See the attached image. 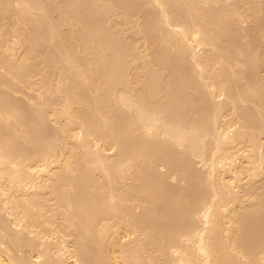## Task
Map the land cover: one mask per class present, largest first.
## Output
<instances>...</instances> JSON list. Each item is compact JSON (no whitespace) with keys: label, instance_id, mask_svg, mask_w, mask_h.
<instances>
[{"label":"rangeland","instance_id":"374dc122","mask_svg":"<svg viewBox=\"0 0 264 264\" xmlns=\"http://www.w3.org/2000/svg\"><path fill=\"white\" fill-rule=\"evenodd\" d=\"M52 1L54 3H52L51 0H42V1L41 0H27V2L32 7L31 11H33V13H34L33 15H35V18L37 19V21H36V19H34L32 17V15H31V17H29L28 14L32 13L30 11V9H28V10L31 13L27 12L28 16L25 15L26 13H24V14L20 13V11H19L20 7L21 6L22 7L25 6L23 1L18 0L16 2V0H6V1L5 0H0V15L2 14L1 17H0V29H1L0 33L1 34L2 33L3 34H7V36L5 35L6 37L3 36V38L0 39V40H2V41L4 40V42L6 41L5 44H3L5 46H3V45L2 46L4 48L7 47L6 48L7 51H6V49H5V51L8 52V53L9 52L11 53V54L10 53L9 54L8 53H6V54L4 53V55H2L1 52L4 50L2 48L3 50L1 49L2 51L0 52V61H4V62L7 61V63H8L7 66L8 67L11 65L13 68L18 69V70L21 67V69L19 71H22V73L24 71V73H23L24 76L25 75H29L28 71H29V73H31V70H28V71L26 70V69H29L30 66H31L32 70L34 71V74L38 73L37 75H34L33 71H32V74L34 75L33 77H32V74L29 75L30 77H26L25 76L27 78V82L25 84L28 83V80H29V82L31 80V84L29 86L27 85L25 87L21 86L22 84L20 85V83L19 84L18 83H14L15 84V86H14L12 84V82H10L8 80V78L3 75V74H5L4 73L5 70L3 71V73H1L2 76L0 75V81L8 80L9 83H10L9 85L12 84L14 86V87L10 86V88L13 87V90H16L17 91L16 94H18V95H16V94H12L11 93L12 95L11 94H9L10 96L8 95L9 99L8 98H4L6 102L9 100L10 103H6L5 101L3 102L2 100H0L1 103L3 102V104H1V106H0V110H1L0 111V116H1V119H0V139H1V141L4 140V142L6 140L8 142L7 144H10L11 147H12V148L9 147V148L12 149V152L10 150H8V151L6 150V152H8L7 154L12 156L10 158L12 160H9V157H8L9 161L2 162V163L0 162V168H1V166H3V168H1V169H4L3 172L5 173L4 174L0 170V176L3 173L2 176L5 175L6 179H7V177H10V176H8L9 173L11 175L12 174L11 172L15 170L16 172L13 173L14 175L16 174V176H17V174L20 172V174H18V177H21V178L24 177V179L26 180L29 177L27 175L28 171H25V169L27 168L26 164H28L30 162H33V161H34V163H37L36 161L38 159L42 160V158L44 156H45L44 157L45 158L44 161H46V158L48 157L46 162L50 161L49 159H51V160L55 159L57 157V155L60 154L59 152H61V149L64 147V144L68 143L70 141L69 144L71 143V145H68V146H71V149H74V151H75L74 154H76L75 155L76 157L73 156V155L72 156H73L74 160L76 159V161H75V163L77 162L76 165H75L76 168L78 167L77 169H75V171H76V174L74 172L75 176L73 175L75 179L74 178L72 179V180H76V181H73V183H74L73 187L76 188V189H74V192H73L74 193L73 196H75V197H73V196H70V197L73 199L72 200L73 203H77V201H80V204L81 203L84 204L85 201L87 202L84 205L85 207L82 206L83 204H81V206H80L81 207L80 209H82L81 213H83L85 208H86L85 211L88 208H89L88 210H90V208H92L91 205L94 203L95 206H94V204L92 206L96 207V209L93 208L92 211H94V212H96L98 210L102 211V213L98 212L99 215H97V218H96V220L98 221L97 223L99 224V225L97 224L98 226L96 225L97 227H95L97 229V231L99 229L103 228L102 227L103 225H105V226L107 225V227L111 226L112 230L115 231V232L113 231L114 232L113 234L115 235V236L113 235V237H114L115 242L117 244L115 246V249L117 250V252H119L121 250V247H123V248L126 247V250H128L130 254H132L133 256L137 257V259H139V260L136 259L137 262H135V263L139 262L138 264H162V263L163 264H165V263L169 264V262H170V264H177V260H178V256L180 254V249L181 248L178 249L175 246H169L168 244L171 245V244L176 243L174 240H176L177 235L181 232L180 229H184V227H185L184 223L185 222L189 223V225H191V223H194V221H195V224L199 225V226L196 225L198 228L205 227L204 223H202V222H204V220H203L202 217H200V216H202L201 215L202 214V208L207 206L203 202L207 201L208 197H211L210 196L211 193L216 191L217 190L216 188H219L218 189L219 192L222 190L221 193L223 191H225L226 189H227L226 192L228 191V189H229V191H230V189L231 190H233V189L235 190L236 189V187L234 186L235 181H234V176H233L236 173V172L234 173L235 168H237L238 166L242 167V165H243V167L245 166L244 168H247L246 166H248L249 169L247 168L248 171L245 172L246 176L244 177V179L247 182V185H248V183H251L253 181L254 184H256V186L259 185V188H258L259 192H262V190L264 189V187H263V184H264V158H262V157H264V133H261V134L259 133L260 134L259 135L258 132L260 130L251 129V127L250 128L249 127H244L243 124H242L243 123L242 118L236 117L237 114H235V111L233 113L232 112L233 110L230 111V109H229L230 108V104H228L230 99H232L233 97L236 96V94H235V92L233 90H236V87H238L237 86L238 83H240L239 84L240 86L242 85L241 86L242 88H240V92L243 93L246 97L249 96V93H250L251 96H253L254 93L256 94L255 86H257L256 90L258 89L257 93L261 92L260 94H262V90H264V68H263L264 67V59H263L264 58V38L261 37V34L258 33V31H257V34L259 36L257 35L256 38H254V39H256V41L254 40V42L257 44V41H258L257 45H258L259 51H261V53L258 51L260 55L258 54L259 56L256 59H254V60L253 59L251 60L249 58L247 59V57H245L244 54H242V56H244L243 58H242V56H240V58L246 59L245 61L243 60L244 65L245 64L253 65V67H252L253 69H254V66L257 65L258 62H259V65H258L259 68L254 69L255 71L251 70L252 73H250V74L252 76H255V77H252V79L253 78L254 79H253V83L251 84V88H253V89L248 90V85L247 86L244 85L243 77H242V80H241L240 75H235L234 76L233 74H231L232 73V71H231L232 68L230 69L229 67L225 66V63L222 62V61H224V60H222V58L223 59L226 58L225 47L223 48V41L222 40H224L223 33L225 32V29H224V26L226 24L225 18L228 17L226 15L224 16V14H223L224 11L223 10H224V8H226L228 6L227 4H231V3L235 4V2H238L239 0L238 1L237 0H234V1H232V0H215V1L214 0L213 1L212 0H206L205 1L204 0L205 3H203L204 1H202V0H201L202 2L201 1L198 2L199 0H164L163 3H162L163 6L165 5L164 7L162 5L158 6L157 4H155V5L158 6V7H156L154 5L153 1H151V3H149L150 0H68V1L67 0H52ZM63 1H64V3H67V4L65 5L63 3ZM1 2H3V3H1ZM42 2H43V4H41ZM60 2H61V4H60ZM12 3L16 4L17 6L16 5L14 6ZM20 3L23 4V5L19 6ZM44 3L47 6H45ZM49 3H50V5L48 6ZM151 4H153V6H155V8ZM42 5L45 7L44 10L42 8H40ZM194 5H195V7H194ZM257 5L260 6L261 4L259 3ZM60 6H61V8L62 7L63 8L61 9ZM233 6H235V5H233ZM9 7L11 8L12 11L14 10L13 12H14V14L16 16L14 14H12L13 12H11V10H9L10 9ZM38 7L40 8V9H38V10H40V12L37 10ZM193 7L195 9H193ZM263 7H264V5H263ZM158 8L160 9V11H159ZM161 8L162 9L166 8V10H168L170 16H172L170 18L171 21L169 20L170 23L173 21L171 23V26L167 25V23L165 24L164 20H163L164 24H161L162 22L159 23V20H157V19H159L158 13H161ZM233 8H235V7H233ZM233 8L231 7L232 10H233ZM23 9H25V7H23ZM33 9H35V12H34ZM169 9L171 11H173L172 12L173 14L171 13V11ZM157 10H158V12H157ZM124 12H125V14H124ZM199 12H201V13L203 12L202 14L204 16L202 14L198 15ZM19 13L22 15V17H21L22 19L19 18L20 21L18 20V17L21 16ZM36 13H38V14H36ZM62 14H64V15H62ZM65 14L68 16L67 19H65V17H66ZM259 14H255L254 16H252L253 17L252 22L254 21L253 23L250 22V23L246 24V21H244L245 22V24H244V22L243 23L241 22L242 23L241 26L244 27L245 29L244 28H240V30H238V28H237V27L240 26V24L239 23L238 24L235 23L236 20H233L232 18H230L231 22H233V24H232L233 27L234 26L236 27L235 30H234L235 27L234 28H232V27L230 28V29L234 30V31L231 30V33L233 32L232 33L233 36L231 35L232 38L229 40L231 42V43L229 42L231 47L234 48V44L236 43V42L234 43V41H237L239 37L241 39V40L239 39L241 44H243L242 40L245 41V38L243 37V35H240V33L244 34V33H242L241 30H244L243 32H245V30L248 28V32H249L251 25L258 26L257 30H259L258 29L259 27L260 28L264 27V19H263L264 12L261 11ZM160 15L163 17L162 13ZM200 15L203 16V19H201L202 16H200ZM24 16L29 17V18H27L28 21H26V19H25L26 17L23 18ZM138 16H140V17H138ZM232 16L229 15V17H232ZM147 17H148V19H147ZM31 18L34 19V21L36 23V26H35V23L33 22V20L32 21L29 20ZM118 18H120V19H118ZM188 18H190V19H188ZM237 18L238 17H236V19ZM258 19L261 20V22ZM64 20H66V21H64ZM227 20H228V18H227ZM23 21H24V23L27 22L28 25H26V24H24V26H22V24L19 25V23H23ZM67 21H70L69 22L70 25H69V23ZM76 21L77 22L80 21L82 24L80 22L77 23V25L75 23H73V22H76ZM160 21H162L161 18H160ZM237 21H238V19H237ZM13 22H14V24H13ZM38 22H39V24L42 23V25L41 24L40 25L43 26L42 28H44V29H42V30L43 31L45 30V32H42V30H40L41 26H38L39 25ZM176 22H177V24H180V25L182 24V26L184 25L183 27L186 28V31L189 29L187 32L190 31L189 34H191V33L194 34L192 36L195 37V38H192V36L191 37L189 36L192 39L187 40V38L185 37L186 40H187V41H185L184 36L181 37L182 35H180L178 33V31H177L178 28L177 27L175 28L176 25H174V23H176ZM9 23H12L14 28H13L12 24L10 25ZM30 23H31V25L33 27L32 29H31ZM254 23H255V25H254ZM262 23H263V25H262ZM15 24H16L17 27L15 26ZM78 24L85 25V26L82 27L81 25H78ZM25 25H26V27H25ZM75 25L77 27H79L81 30H78L79 28H77ZM232 25L230 24V26H232ZM245 26H247V28ZM34 27H35V31H33ZM36 27H38L39 30ZM71 27H73V28H71ZM17 28H19V30L17 32L18 33V37H17V34L15 33ZM53 28H54V30H53ZM74 28H77V30L80 32V33L78 32V35L80 37L83 36V37H81L82 43H83V41L84 42L86 41L90 45V50H89V48L87 49L89 51L86 50V52H88V53L85 54V53L81 52L80 50L77 52V50L79 48L74 46V44H73V43H75L74 39L73 40L71 39L73 41V43L71 42V40L70 41H66L67 38L69 40L72 37L73 32H72V35H70L71 34L70 31H72V29H74ZM174 28H175V30H174ZM251 28H254V27H251ZM3 29H4L5 32L3 31ZM14 29H15V32H13ZM170 29H172V30H170ZM144 30H145V32L147 30V32L145 33ZM197 30H199V31H197ZM30 31H33V32L30 33ZM169 31H172V32H169ZM174 31H175V33H174ZM237 31H241V32H237ZM37 32H41V33H37ZM213 32H214V34H213ZM64 33L67 36L66 35H62V37H61V34H64ZM237 33L239 35H237ZM22 34H23V36H21ZM52 34H53V37H52L53 39L51 38ZM30 35H31V37H30ZM43 35H44V37L45 36L46 37L42 39ZM55 35L57 36V39L54 38ZM143 35H144V38H143ZM1 36H0V38H1ZM19 36H21V38H23L25 40L20 39ZM69 36H71V37H69ZM233 37L237 38V39H233ZM18 38H19V42L21 44H23V42H24V45H26L25 47L23 45L24 48L18 42ZM26 38H27V40H26ZM30 38H32L31 39L32 41H30ZM60 38H61V40H60ZM216 39H218V42L220 44L218 42H216L217 41ZM57 40H60L61 43L62 42L64 43V41H65V44L67 46H69L68 50L71 49L70 48L71 45L76 48L75 51H74V48L71 49L72 51H70V50L68 51L70 53V57H73V55L71 56V54H74V58H78L79 59V61H80L79 64L81 66L80 68H81V70H84V71H81V72H83L85 76L87 75L86 77L88 79L87 78L86 79L89 81V83H90V80L92 81L93 78L95 77L93 81H94V84H96L97 89L96 88L92 89V87L90 89V86H94V87H96V86L95 85H90L88 87L89 83H88V85H85L87 87H85L82 82H79V83L81 84V86H84V87H81L80 85H77L75 83L76 82L75 80L77 79L76 78L77 74H74L75 70L74 69H70L72 67H70L68 64H66L68 62L63 63V61L61 60L64 57L66 52L65 51L61 52V50L58 48L60 46L59 45L60 41H57ZM239 40L237 42H239ZM2 41H0V43ZM31 42H33V43L30 44ZM56 42H57V44H56ZM142 42H145V44H143ZM211 42H212V46L209 45ZM52 43H54V44H52ZM82 43L80 42L79 44H82ZM91 43L94 46H92ZM213 44H215V45H213ZM28 45L32 46L31 48L28 47V49L30 48L31 50L32 49L33 50L32 51L29 50L30 53L29 52L23 53L24 50H27L26 48H27ZM144 45H146V46H144ZM230 45L228 46L229 49H230ZM2 46L0 45V48ZM56 46H58V47H56ZM224 46H225V44H224ZM9 48H10V50H9ZM146 48L149 49L150 51H148ZM248 48H250V47H248ZM219 49H220L221 53L218 52ZM247 49H246V56L249 55V57H250V53H247V52H249L248 51L249 49L248 50ZM38 50H40L43 53H41ZM144 51H145V53H144ZM80 52L83 53V54H79ZM21 53H22V55H24V54L27 55L29 53V56H26V58L30 57L29 58L30 62L28 61L29 59L28 60L24 59L25 56H22ZM31 53H32V55H31ZM216 53H217V55H216ZM262 53H263V55H262ZM66 54L69 57V54L68 53H66ZM1 55H2V57H1ZM9 55L10 56L12 55L11 58L14 57V61H13V59L10 60V56ZM38 55H39V57H40V55H42L44 57L41 56L40 58H38ZM230 55H231L230 58H232V56L234 54L231 53ZM32 56L34 57V59L36 58L35 62L33 60H31V58H33ZM88 56L90 58L92 57L93 60L95 58L97 59L96 61H98V66H96L97 69L94 68V69H96V72H95V70H92L93 67H94L93 63H94L95 60L92 62V60H89L90 58ZM214 56H215V58H214ZM261 58H262L261 61L260 60L257 61V59H261ZM22 59H24L25 63L26 62L27 63L25 64L24 60H22ZM37 59H39V61ZM101 59H104V60H101ZM43 60L44 61L46 60V62H49V61L52 60L51 62H49L50 66L53 64L51 69H50V66H48L49 63H45L44 62L45 66L43 67ZM198 60H200V61H198ZM219 60H220V62H219ZM19 61H20V63H19ZM89 61H91L90 63H92L91 64L92 68H91V66L88 65ZM104 61H106V62H104ZM206 61H207V63H206ZM246 61H248V62L246 63ZM4 62H3V64H5ZM196 62H198V63H196ZM199 62H201V63H199ZM30 63H32L33 66L30 65ZM203 63L207 64V65H204ZM0 64L2 65V62ZM6 64H5V66H6ZM17 64L19 65V67H18ZM63 64H65V65H63ZM83 64L85 66H83ZM1 65H0V67L2 68L4 65L3 66H1ZM26 65H30V66L26 67ZM201 65L207 66V68L209 70V73H208V71H207V73H204L203 71H201V73H203V74H201V76L205 74V77L207 75H211L213 77V75H214L213 79L216 77L214 79L216 81V83L219 81L217 84H220L221 82H224V81H225V83H228L229 82L228 80H230L229 83H230L231 87L230 86L229 87H230L231 91L230 90H229L230 92L227 91L228 92L227 96L229 94L231 96V98L228 99V98L223 97V96L222 97L219 96V98H218L215 95V92L212 90V87H209V85L206 83L208 81L207 80L208 78L206 77V79H205V77H203V76L201 77L200 76V70L202 69ZM22 67H23V69H25L27 71L26 74H25V70H23ZM46 67H47V69H46ZM48 67H49V69H48ZM87 67L90 68V70ZM243 67H244L243 71H245V68L248 71L247 67H245V66H243ZM1 68H0V70H1ZM207 68H206V70H207ZM3 69L4 68H2V70ZM52 69H54V70H52ZM72 70H73V74L74 75L72 74ZM97 70L99 71V73H98ZM40 71H41V74H40ZM53 71H54V73H53ZM57 71H58V73H57ZM89 71H91V73H89ZM104 71H105V73H104ZM106 71H107V73H106ZM211 71H212V73H211ZM213 71H215V73H213ZM219 71H220V74L218 75ZM224 71H225V73L227 71V73L225 74ZM247 71H245L244 75L248 74ZM256 71H257V75H254V74H256ZM42 73H43V75H42ZM198 73H199V75H198ZM39 74H40V76H39ZM45 74L47 75L46 78H45V76H46ZM58 75H60L61 77H58ZM71 75H73V77ZM229 75H230V79H229ZM74 76H75V78H74ZM260 77L262 79H260ZM34 78H36V79H34ZM202 78H204L205 80L202 79ZM98 79H100V80H98ZM108 79H110V80H108ZM231 79H232V81H231ZM23 80H24V77H23ZM49 80L52 81V82L54 81V82L53 83L49 82ZM96 80H98V81H96ZM235 80H236V82H235ZM44 81H46V83H44ZM58 81H60V82H58ZM67 81H69V82H67ZM99 81H101V82L98 83ZM203 81L204 82L206 81L205 82L206 86H204L205 83H203ZM55 82H56V84H55L56 86L52 85ZM58 83H60V84H58ZM103 83H104V85H103ZM45 84H47V87H46ZM68 84H69V87L67 86ZM254 84H256V85H254ZM44 85H45V88H44ZM59 85L60 86L63 85L62 87L64 88V90ZM207 85H208V87H207ZM65 86L67 88H69L71 90V92ZM78 86H80L81 88L78 87ZM243 86H244V89H243ZM56 87H60V88H58V91H57ZM135 87H137V89ZM87 88L90 89L91 92H93L94 89H96L97 93L96 94L94 92H93L94 94L90 93V91ZM231 88H233V89H231ZM59 89H60V91H59ZM259 90H260V92H258ZM72 91H76L77 93L76 92L74 93ZM119 91H122V92H119ZM211 91H212L213 95H211L212 94ZM232 91L234 92V94H232L233 93ZM4 92L5 91H2L0 93L4 94ZM8 92L9 91H7V93ZM67 93H69V94H67ZM71 93H73L75 96L76 95H78V96L79 95H81V96L83 95L84 97L82 96L83 97L82 98L81 96H79V97L76 96L75 97L77 99L76 100L74 98V95H72ZM263 95H264V92H263ZM69 96H72L73 98L69 97ZM129 96H130V98L133 97V99L132 98L130 99ZM78 98H79V100H78ZM81 98L84 101H82ZM125 98H126V100H125ZM235 98H233V99H235ZM226 99H228V100H226ZM73 100H76V102H74ZM120 100H122V101L120 102ZM141 100H142V102H141ZM221 100L223 101V103H222ZM35 101H37V104H38L37 106H35L36 105ZM78 101H81V104L79 103L80 105H74V104H77ZM224 101H225V103H224ZM29 102L33 106L30 105ZM42 102L45 105H42ZM71 102L74 103L73 104L74 106L72 105ZM93 102H94V104H93ZM123 102H126V103H123ZM195 102H196V104H195ZM82 103H83V105H82ZM8 104L15 105V107H17V108L14 107V109L20 108V112H22V113H20V115H19L18 114V110L16 111L17 115H19L18 116L19 118H17V120L11 118L10 115H7L8 111L4 110L3 111L4 113L2 112V110L5 109V108H7L8 110L10 108H13V107H11L13 105L10 106ZM48 104H49V106H48ZM63 104L67 105V107L65 108L66 110L64 109V111L62 110L64 108ZM97 104H98V106H97ZM216 104H217L218 107L216 106ZM225 104H228V105H225ZM59 105L60 106L63 105L62 106L63 108L60 109L61 111H59V108H60ZM71 105L73 106V108H72ZM219 105L220 106L222 105L221 109L219 108L220 107ZM38 106H39V108H41L40 110L37 108ZM75 106L77 107V109L80 108L81 106L83 108H82V110H81V108L79 110H77ZM126 106H128V107H126ZM215 106H216V108H215ZM227 106L229 108H227ZM67 108H68V110L70 109L69 112H67L68 116L66 114V111H68ZM135 108H136V110H135ZM51 109H52V111L54 113L55 112L56 113L52 114L51 113ZM241 109H243V111H244V108H241ZM84 110H85V112H84ZM227 110H229V111H227ZM78 111L81 112V113H78V115L84 114L83 117L81 116L83 121L86 118L87 119L89 118L88 120L87 119L86 120L88 121V123L90 121V123L88 125L85 123V125H86L85 127L86 128L88 127L89 129L95 131L94 132L95 135H93V137L99 135L100 137L104 138V136H102V134L103 135L106 134V139H108V138L110 139L111 138V140H110L111 141L110 142L111 145L108 146V144H107L108 141H107V143H104V144H107V145H100V144H103L101 142L102 141L101 139H99L100 142L98 143V141L97 142L94 141L95 140L94 138H93L94 140L91 138L92 135H91V137H89L90 135L88 136L87 133L84 135V133L86 132V130H85L86 128L83 127L84 129H81L83 124L81 123L82 120L79 119L80 117L79 116L77 117V112ZM130 111H132V112H130ZM88 112H89V114H88ZM69 113H70V116H69ZM56 114H57L58 117H56ZM74 114H75L76 117L73 116ZM63 115H66V119H65V117H63ZM7 116H9L11 119H13L11 121L12 123L10 122V119L8 121ZM215 116H216V119H215ZM61 117H63V118H61ZM18 119H20L21 121L20 120L19 121L23 122V124L26 127L23 126V124H21L22 125L21 126L19 123L18 124L20 126L17 125L16 122H19ZM231 119H232L233 122H231ZM3 120L6 121V122H4ZM66 120H69L70 123H69V121H66ZM71 120L74 121L73 123H75V125L77 124L76 127H74L75 125H73ZM251 120L255 124L257 123V121L254 119V117H252L249 121L251 122ZM253 120H255V121H253ZM64 121L66 123H64ZM152 121H154L155 123H152ZM59 122H60L61 125L59 124ZM63 123H64V125H63ZM67 123H69V124L67 125ZM148 123L149 124L150 123L154 124L155 127H150L149 129H148V127L146 128V126L149 125ZM235 123H236V125H234ZM90 124H91V128H90ZM143 124H146V126L143 127ZM28 125L29 126L31 125V127H32V128L28 127V129L30 131L27 129ZM59 125L62 126V127H60ZM69 125H70V127H68ZM78 125H79V127H78ZM13 126H14V128H12ZM15 126H17V127H15ZM156 126L157 127H161V129L157 128ZM178 126H179V128H178ZM197 126H199V128H197ZM218 126H220V127H218ZM58 127L62 128V130L60 131ZM180 127H183L182 129H185V130H183V134H182V131H179V130H182ZM193 127H194V130L192 129ZM195 127L197 128V130H196ZM224 127L227 130L226 133H228V136L230 138L233 137V140H232V138L230 139L228 137V139L227 138L225 139L226 141L228 140L227 142H225L224 139L219 141L220 140L219 136L214 134V133H218V130L221 129V128H224ZM229 127H230V129H229ZM261 127H260V125H258V128H261ZM17 128H19L21 130L20 133H19V129L17 131ZM70 128H72V130H69ZM155 128L156 129H160L161 132H162V129H164V134H163V132L161 134L160 130L158 132H157V130L155 131ZM12 129H14V130H12ZM22 129H25V130H22ZM26 129L31 134H32V131H33L32 138H31V136H29L31 134ZM78 129H80V130H78ZM150 129H151V132H150ZM189 129L193 130L195 133H192L193 131L191 132ZM200 129H202V130H200ZM214 129H217V130H215V132H214ZM228 129L230 130V133L228 132L229 131ZM245 129L246 130L248 129V130L246 131ZM65 130H68V131H65ZM74 130H75V132H73ZM96 130H97V133H96ZM177 130H178V132H177ZM261 130H264V128H262ZM23 131H26V132H23ZM184 131H185V133H184ZM186 131H187V133H186ZM21 132H22V134H21ZM168 132H169V134L174 135V138L172 136H169ZM25 133H26V135H25ZM176 133L178 135L179 134L180 135L181 134L182 135H184V134L186 135L187 134L188 136H185V138H184L187 142L184 141V143H181V140L179 141L178 139L177 140L179 142H177L175 138L178 135ZM206 133H208V134H206ZM27 134H29V135H27ZM175 134H176V136H175ZM190 134H191V137H190ZM195 134L197 136H195ZM256 134L258 135L257 138H255L257 136ZM64 135H65L66 142L63 139ZM107 135H109L108 138H107ZM198 135H199L200 139L199 138L196 139L198 137ZM205 135H207V136H205ZM26 136H28V138ZM81 136H82V138H81ZM84 136H86L87 138H85ZM99 136H97V137H99ZM111 136H113L114 139ZM216 136H218V137L215 138ZM29 137H30V142H28L29 141ZM170 137H172V138H170ZM186 137H187V139H186ZM192 137H194V138H192ZM249 137H250V139H249ZM204 138H206L208 140H206ZM243 138H245L247 141L245 142V140ZM31 139H32V141H31ZM184 139H182V140H184ZM87 140H89V141H87ZM114 140H115V142H114ZM191 140H193V142L195 140L196 143H192ZM198 140H200V142L202 144L200 142H199L200 143L199 144ZM203 140H204V142H203ZM258 140H260V141L257 142ZM215 141H217V142H215ZM63 142H65V143H63ZM89 142H90L91 145L89 144ZM212 142H214V143H212ZM82 143H83V145H82ZM188 143L190 144V146L193 145L194 147L193 146L190 147ZM2 144H3V141H2ZM2 144H0V145L3 146L4 144L3 145ZM222 144H223V147H222ZM262 144H263V146H262ZM197 145H198V147H197ZM1 146H0V148H1ZM7 146H6V149L8 148ZM105 146L107 147L106 149H104ZM254 146L257 149H255ZM102 147H104V148H102ZM228 147H231V148L229 149ZM233 147H234V150L232 149ZM87 148H89L88 149L89 151L87 150ZM94 148H95V151H96L95 153L96 154L93 153V155H95L96 157L98 155L97 158L99 159V162L101 161L103 164H100L101 162L98 163L97 162L98 161L97 158L95 159V156H92L91 152H93ZM226 148H227V150H226ZM194 150H197V151L194 152ZM230 150H231V152H230ZM83 151H84V153H82ZM41 152H43V157L40 156ZM44 152L46 153V155H44L45 154ZM224 152L228 153V155H231V153L233 154V156L230 158L233 163L231 161H229V160H228L229 162L227 161L228 163L225 162L226 159L224 160L223 157L226 156V153H225V156H224ZM229 152H230V154H229ZM0 153H1V149H0ZM54 154L55 155L57 154L55 158H53V156H55ZM234 154L237 155V156H235ZM245 154H246V156L247 155L250 156L251 159L250 158L247 159L245 157ZM249 154H251V155H249ZM240 156H241V158H240ZM81 157H83V158H81ZM215 157L217 159L219 158V160L218 161H214ZM237 157H239V158H237ZM32 158H34L33 161H31ZM91 158H93V159H91ZM145 158H147L149 160H147ZM221 158H223V160L225 162V163L224 162L223 163L226 164V165H224L225 167L223 169H222L223 163H220L221 162L220 161ZM14 160H15V164L17 163L16 165L20 164L21 166H23V168L21 166H19V168H17L18 166L15 167L16 165L12 164V162ZM39 160H38V163L40 162ZM82 160H83V162H81ZM144 160H145V162H143ZM10 161H11V164H10ZM86 161L88 163H86ZM89 161L93 165L94 169L92 168V165L89 166L90 165ZM213 161L215 162L216 165L211 164ZM95 162H97L100 166L102 165V167L103 166L106 167V168L103 167L105 169L102 168L103 169L102 170L103 174L101 172V167L99 169L98 164L95 163ZM160 163H162V164H160ZM230 163H232V164H230ZM220 164L222 165V167L220 166ZM12 165L13 166L15 165V166L12 167ZM55 167L53 166V168H52V166H51V168L53 170L52 169H49V170L50 171L52 170V172H54L55 174L56 173L60 174L61 177L63 178L65 176L64 172L61 169L59 170V167L58 168L56 167L58 170ZM54 168L56 170H54ZM21 169H22V171H21ZM256 169H257V171H256ZM98 170H100V171L98 172ZM105 170H107V171H105ZM172 170H174V173H173ZM6 171L8 172V174H7ZM50 171H48V172H50ZM23 172L25 174H23ZM166 172H168V173H166ZM44 173H45V175H44ZM99 173L101 175H99ZM110 173H111V175L113 177L109 175ZM232 173H233V175H232ZM255 173H257V175ZM28 174H29V172H28ZM48 174H46V172L41 173L40 176L38 177V179H36L37 184L41 182V183H44V184L47 183L46 184L47 186H49V185L51 186V185H53V182H54V186L56 188L54 186H52L55 189L54 190H53V188L49 189V187H50L49 186V187H47V190H49L51 192L55 191L54 192L55 194L53 193V195L56 197V194H57L58 195L57 198H59L60 191H59V186L58 185H59V183L61 181L65 182V181L68 180L67 177H66L67 175L64 177V179H62V178L60 179L59 178L60 175H57V178L54 177L53 180H52L53 177H51L50 178V180H52V182H51V181H49V178L47 177V176H49ZM63 174H64V176H63ZM247 174H248V176H247ZM250 174H252L251 177H250ZM14 175H11V177L14 176ZM2 176L0 177L1 178L0 179L1 180L0 184L1 185L3 184L1 186V188L3 189L5 187V189H4L5 191L7 190L8 193L10 192L11 195H14V196H12V198L14 197L13 199L16 200V202H17L16 205L18 206V203H19V205H21V206H18V208L22 207V205L24 204V202H22L23 201L22 198H24V196H20V195H25V198L28 196L26 198L27 200H28V198L32 199L31 201L33 202V205L35 207H37L39 205L40 201L42 202L44 200V198H46L45 201L47 200L50 203L49 204L47 201H46L47 203L46 202H42V203H44V206L46 205L45 208L48 207L49 205H50L49 207H51V206L53 207V205L56 207L58 204L61 205L62 201L65 202L64 199H57L56 198V200H55V197L52 195L51 192L50 193H51V195H52V197L54 199L51 198V200H50V198L48 197V196L51 197V195H49L50 193H48V195L46 194V196H44L45 195L44 193L47 192V190H46V192L43 193V191H45L44 190L45 188L43 190H41L42 191L41 194H43L42 195L43 197L40 194L38 196L37 190L35 191L36 188L34 189V188H30L29 187L27 189L25 188V190L24 189H20L19 190V187L17 189V187L13 186V185H15L14 184L15 181L12 184L13 180H12L11 177L7 179V181L9 182L8 183L7 181L5 182L6 179H3ZM104 176L107 178V180H106V178ZM103 177H104V180H103ZM262 177H263V179H262ZM46 178H48V179H46ZM93 178H95V179H93ZM96 178H97V180H96ZM137 178H138V180H137ZM229 178H231L232 180H230ZM9 179H11V180H9ZM55 179L56 180L60 179V181L59 180L56 181ZM226 179L229 180L228 183L230 184V186L227 185L228 183L224 184V182L225 183L227 182ZM105 180L107 182H104ZM245 180H243V181H245ZM55 181H56V183H55ZM99 181H100L101 184L98 183ZM108 181H110L111 184ZM230 181L232 182V184H231ZM95 182H96V184L98 183L101 186L99 187L98 184H97L98 187L97 186L95 187V185H96ZM139 182L140 183L142 182V183L140 184ZM4 183H5V185H4ZM6 183H8V184H6ZM10 183L12 185H9ZM80 183H81L82 187L79 185ZM91 183H94L95 185L91 184ZM107 183H109V184H107ZM83 184H85V185H83ZM251 184H253V183H251ZM77 185H78V189L80 191H82V192H79V190L76 187ZM87 185L90 186V187L88 188ZM211 185H212V187H211ZM226 185L229 186V187H227ZM250 185H248V186H250ZM8 186H9V188H8ZM12 186L14 187L13 189L16 188L17 191L16 190L14 191L13 189H11ZM110 186L111 187L113 186V189L114 188L116 189V193L114 194L115 198L112 199V202H113V200L115 201L114 203H112L113 205H115V207H114L115 210L113 212V215L111 214L112 211L111 212L106 211V209H107L106 206L111 203V202L107 203L108 201L106 202V200H105V198L106 199L108 198V197H106L107 194L109 193L108 191L112 190V188L111 189H107L108 187L110 188ZM222 186L225 187V190L222 189L223 188ZM6 187H7V189H6ZM143 187H145L146 189L143 188ZM142 188H143V190H142ZM212 188H214L216 190H213ZM82 189H84L85 192L88 191L87 193H89V192L90 193L87 195V194H85V192ZM115 189L112 190V191L114 192ZM139 190H141V191H139ZM6 192H5V194H7ZM25 192H26V194H23ZM91 192H93V193H91ZM105 192H107V193L105 194ZM208 192H209V195H206V193L208 194ZM34 193H35V195H33ZM29 194H31V196ZM76 194L77 195L79 194L78 198L76 197ZM104 194H105V196H104ZM139 194H141V195H139ZM190 194L193 195V196H191V198H190ZM203 194L205 196H202ZM145 195L148 196V197L149 196H151V197L148 198ZM197 195H198V198H196ZM4 196L6 197L7 195H4V194L2 195L0 193V222H1L0 225L3 228L2 229L3 232L0 233V235H2V236H0V239L1 238H2L1 240L4 239L2 242L6 241L5 244L3 243L5 246L11 241V238L14 235L15 238L13 237L12 238L13 240L10 243L11 247L13 246L12 244L14 243L13 248H11L9 245H7V246L10 247V249L12 251L15 250V249L18 250V251L15 250V252H17V253L19 252L18 254L14 253V251H13V253L16 254V256L19 255L21 252L22 253L19 256H22L23 254L24 255H30V254L32 255V254H35V252H38L37 254H39V255L41 253L40 256H42V254H43V256L41 257L43 259H45L44 256L46 255L45 257H47V262L48 261L49 262L52 261L51 262L52 264H65V263L66 264H68V263L69 264L70 263L73 264L72 262H69V260H73V259H71V258L69 259V257L67 258L66 251L68 249L65 247V245L67 244L66 246H68V248H70L69 246L72 247V245H68V244H72L69 241L72 240V238H74V236H75L73 234L74 233L73 232L74 231L73 230L74 227L70 226L71 224L68 225L69 222L67 224L64 223L63 220L65 218V221H66V219L68 221H70L68 218H71V219H75L74 221H77L78 223L80 222V220H81V222H83V220L85 218H82L83 216H81L82 214L80 212H78V214H79L78 216H77V212L76 213L75 212L74 213L71 212L70 213L71 215L69 214L68 217L66 215L62 214V217L64 216L63 220H61V221L59 220V221L61 223L63 222V225L65 224L66 226H70V227H66L64 225L66 227V230L63 229L65 232L59 227V226H61V225H59L61 223L58 221V219H59V217L61 215L60 216L58 215L59 216L58 219H57V216H56V220L59 222V223L57 222L56 226H58V228H60V229H58V231L61 230V233L59 232L60 234H58V233H55V234L57 236L60 235V237L63 236V240L65 241L64 243L62 242L63 240L61 241L62 237L61 238L57 237L52 232L54 230L56 232V228L54 230H52V228L50 229V230H52L51 231L52 233H47L45 231L46 234L44 233V235H43V236L47 235V236L44 237V241L45 242L43 241V238L40 237L41 239L39 238V240L42 241L40 243V241L36 240L38 235L35 236L34 237L35 239L33 240V239L29 238L30 237L29 234H31V235H36V234H33V232L32 233H28V231L26 229L25 230L27 232L25 230H23V232L22 231L20 232V230H17L16 234L13 232V229L17 228V227L12 225V223L10 222V219H9L10 216L7 214V212H5L6 210H4L5 209V207H3V206H5V203H3L4 202V200H3ZM32 196H34V197H32ZM101 196L104 197V198H102ZM182 196H183V198L185 197L186 199L189 198L188 201L185 200V198L182 199L181 198ZM16 197H17V199H16ZM39 197H41V199ZM86 197H88V198H86ZM116 197H117V199H116ZM204 197H205V200H204ZM76 198H77V200H76ZM20 199H22V200L20 202H18ZM180 199H182V200H180ZM198 199H200V200L202 199V202L199 200L201 205L197 202ZM97 200H99V201H97ZM107 200H109V199H107ZM184 200L187 201V202H185ZM181 201H184V202L181 203ZM97 203H98V205L100 207L97 205ZM100 203L102 205H100ZM187 203L189 204V207L191 206L190 207L191 209L193 207H196V209L199 208L200 211L198 209L197 210L194 209L195 211L193 209L192 210L190 209V213H189V210H188L189 214H187L186 213L187 211H185L186 209H189ZM62 204H64V203H62ZM182 204H184V206ZM8 205L11 206L10 205V201H9ZM14 205H15V203L13 204V206ZM16 205L14 206V208L16 207ZM88 205H90V206H88ZM97 206H98V208H97ZM182 206H183V208H182ZM55 207H54V209H55ZM123 207H124V209H123ZM161 207H163V208L161 209ZM178 207H179V209L181 208L182 210L179 211ZM117 208H119L118 211H117ZM49 209H51V208H49ZM126 209H128V210H126ZM19 210H20V208H19ZM123 210H125V211L123 212ZM182 211H183V213H182ZM49 212H51V211H49ZM53 212H55V211H53ZM115 212L116 213L118 212L117 213L118 215L119 214H124V215L126 214L127 215V219L132 221V223H133V221L136 220V224L134 225L135 222L133 223V227L136 226L135 227L136 229L135 228L133 229L132 227H130L129 231H128V228H126L127 231H128L127 232L125 227L122 226V227H124V228H122L120 224H117L118 226H114L113 225L114 226L113 227L111 224L115 223V220L117 218V217H114V216H117V214ZM72 213L76 214L75 217H79V218H72ZM185 213H186L187 216H185ZM96 214L97 213H95V215ZM180 215H182V216L180 217ZM188 215H192L191 218L188 217ZM16 216L20 217V216H18V214ZM100 217H101V219H100ZM104 217H106V218H104ZM161 217L164 218L165 220L167 219L166 223H165L164 219L163 220L161 219ZM181 218H182V221H181ZM193 218H194V220H193ZM107 219H108V222H107ZM195 219H197V220H195ZM198 219H199V222H198ZM262 219H264V217ZM96 220H95V222H96ZM100 220L106 221L105 224H103L104 222H102V221H101L102 222L101 223ZM183 220L185 221L184 223H183ZM200 220H201V222H200ZM71 221H73V220H71ZM74 221L72 222V224L74 223ZM85 222H86V220H85ZM139 222H141V225L139 224ZM142 222H144V223L142 224ZM145 223H146V225H144ZM147 223H148L149 226H147ZM162 223L164 225H166V226H164ZM161 225H163V228H165L166 230L161 228ZM179 225L181 226V228H179L180 227ZM143 226H144V229L143 228L141 229V227H143ZM71 227H73V228H71ZM173 227H174V229H173ZM176 227L179 228L178 229L179 232L177 231L178 233H176V229H177ZM95 228H93L95 230V232L92 229V230L88 231L89 233L87 231H84L83 229L81 230L79 228L78 231H80L79 233H81V234H78V236H76L77 239H80L79 236L82 238L81 240L83 242L81 241L82 242L81 245H83V246L85 245L84 248H86V250H88L89 252L86 251L83 248V246H81L82 247L81 249H84L86 252H88V255H91L90 257H92V259H91L87 255L89 258L84 260V262L86 261L85 262L86 264H90V263L93 264L94 263V261L93 262L91 261V260H95L91 253H94L95 247L97 246V244L99 242L102 241V240L101 241L98 240V238H97L98 234H96V229ZM138 228H140V229H138ZM36 229L38 231V228H35V230ZM39 229H40V227H39ZM122 229L124 231H122ZM140 230H142V231H140ZM164 230H165V232H164ZM197 230L198 229H196V231ZM14 231L16 232L15 229H14ZM18 231L21 234H19ZM62 231H63V235H62ZM78 231H75V233L76 232L78 233ZM263 231H264V227H263ZM36 232L34 231V233H36ZM82 232H83V234H82ZM90 232H92V233H90ZM10 233L12 235H10ZM94 233H95V235H94ZM120 233L121 234L123 233L122 236H121ZM148 233H149V235H146ZM167 233H169V235ZM18 234H19V236H18ZM48 234H50V236ZM67 234H69V236ZM71 234H73V235H71ZM171 234H173V235L170 236ZM4 235H5V238H4ZM6 235H7V237L11 236L10 239H9V237L7 238ZM192 235H193V237H192ZM145 236L146 237L148 236V237L146 238ZM150 236H152V237H150ZM190 236L192 238L190 237V239H188L186 241L183 240L184 242H181V243H182V245L184 247L187 246V249L185 247L186 251H189V252L191 251V253H193L194 255L197 254L196 256H194V258L196 259L195 261L196 262L198 261L199 262L198 264H200L199 259L201 257L199 255V251L195 248V246L193 247V244L195 245V243H194V239H195L194 238V233H191ZM86 237H87V239H86ZM140 237H141V239H140ZM261 237H263V235H261ZM16 238L20 239L19 241L22 242L21 245H20V242L18 240L17 241L14 240ZM23 238H24V240H23ZM45 238H47V240ZM54 238L57 241L55 240V242H54ZM57 238H59L60 241ZM152 238H153V240L151 241ZM83 239L86 240V242H84ZM160 239L161 240L163 239L162 241H165V239H166V242H167L166 245H168L169 247L167 248L166 245ZM7 240H9V241L7 242ZM255 240H257V239H255ZM259 240L260 239L258 238V240H257L258 243H259ZM48 241H49V243H48ZM58 241L61 242L62 245L65 244V245H63L65 249L64 248L62 249V245ZM96 241H97V243H95ZM146 241H147V243H146ZM190 241H191V243H190ZM257 241H255L256 244H257ZM17 242L19 243L18 244L19 246L17 245ZM43 242H44V244H43ZM79 242H80V240H79ZM149 242L152 243V244H150ZM23 243H25V245ZM46 243H47V245H46ZM102 243H103V241H102ZM52 244H54V245H52ZM143 244H146L147 247H150V245L151 246L155 245V246L154 247H150L148 249V248H143L141 246ZM161 244L164 245V246H161ZM157 245H159L160 247L157 248L158 247ZM0 246H2L1 242H0ZM58 246H59V248L57 249ZM72 248L69 249V251H71ZM169 248H171V249H169ZM27 249H28V251H27ZM24 250H26V252H28V253H26ZM146 250H149V251H146ZM155 250H156V252H155ZM159 251H161V252H159ZM54 253L56 255H58V256H55ZM69 253L70 252H68V254ZM52 254H54V256ZM83 254H85V252ZM163 256L164 257L166 256V257L164 258ZM52 257H53V259H52ZM88 259H90V260H88ZM45 261H46V259H45ZM49 262H48V264H49ZM87 262H89V263H87ZM150 262H152V263H150ZM94 264H96V263H94Z\"/></svg>","mask_w":264,"mask_h":264},{"label":"bare ground","instance_id":"6f19581e","mask_svg":"<svg viewBox=\"0 0 264 264\" xmlns=\"http://www.w3.org/2000/svg\"><path fill=\"white\" fill-rule=\"evenodd\" d=\"M6 1V0H5ZM18 0H16V2H17ZM21 1H23V3L25 4V6H23V7H25V9H23V7L21 6V5H23V4H21L20 3V5L19 6H21L20 7V13L21 14H24V13H26L25 15H27V12L29 13L31 10H32V7L30 6V4L27 2V0H21ZM42 1V0H41ZM68 1V0H67ZM151 1H153L154 2V5L155 4H157L158 6L159 5H162V3H163V1L164 0H150V2L149 3H151ZM201 0H199L198 2H200ZM202 1H204V0H202ZM201 1V2H202ZM206 1V0H205ZM205 1L203 2V3H205ZM213 1V0H212ZM211 1V2H212ZM215 1V0H214ZM232 1H234V0H232ZM238 1V0H237ZM14 2V1H13ZM15 2V3H16ZM39 2V1H38ZM51 2L52 3H54L52 0H51ZM112 2V1H111ZM110 2V3H111ZM1 3H3V2H1ZM63 3H64V1H63ZM165 3V2H164ZM168 3V2H167ZM261 4L260 6L259 5H257V4ZM7 4V3H6ZM11 4V3H10ZM9 4V5H10ZM13 4V3H12ZM17 4V3H16ZM16 4H13L14 6L16 5ZM41 4H43V2L41 3ZM60 4H61V2H60ZM65 5L67 4V3H64ZM166 4V3H165ZM232 4V3H231ZM227 4L225 7L226 8H224V12H223V14H224V16L226 15V16H228V17H226L225 18V22H226V24H225V26H224V29H225V32L223 33V36H224V40H222L223 41V48L225 47V52H226V58L225 59H223L222 58V60H224V61H222L223 63H225V66H227V67H229L230 69H231V71H232V73L231 74H233L234 76L235 75H240V77H241V80H242V77H243V81H244V85H248V90H250V89H253V88H251V84L253 83V79H252V77H255V76H252L250 73H252V71L251 70H254V69H256V68H259L258 67V65H259V62H258V64L257 65H255L254 66V69L252 68L253 67V65H250V64H245L244 65V63H243V60L245 61L246 59H242L244 56H242V54H244L245 55V57H247V59L249 58V59H256L260 54H259V52L261 53V51H259V47H258V41H257V44L254 42V40L256 41V39H254V38H256V36L258 35L257 34V31H258V33H260L261 34V37H263L264 38V27H259L258 29L259 30H257V27L258 26H256L255 25V23H254V25L256 26H253V25H251V27H254V28H251L250 26V30H249V32H248V28H247V26L249 25H247V26H245L247 29L245 30V32H243L244 30H241L242 31V33H244V34H241L240 33V35H243V37L245 38V41H243L242 40V43L243 44H241V42H240V37L238 38V40H239V42H237V41H234V43L236 44H234L233 42V44H234V48L233 47H231V45H230V39L232 38V33H231V30H233V29H230L231 27L232 28H234L233 27V22H231V19L230 18H232L233 20H236V22L235 23H239L240 24V26L239 27H237L238 28V30H240V28H244V27H242L241 26V24L244 22V21H246V24L247 23H250V22H252V20H253V17L252 16H254L255 14H259L261 11L262 12H264V7H263V5H264V0H239L238 2H235V4ZM263 4V5H262ZM8 5V4H7ZM44 5H45V3H44ZM50 5V3L48 4V6ZM59 5V4H58ZM117 5V4H116ZM152 6H153V4H151ZM157 5H155L156 7H158ZM192 5V4H191ZM205 5V4H204ZM233 5H235V6H233ZM238 5V6H237ZM17 6V5H16ZM45 6H47V5H45ZM53 6V5H52ZM155 6H153L154 8H155ZM163 6V5H162ZM161 6V7H162ZM165 6V5H164ZM163 6V7H164ZM233 8V7H235V8H233V10L231 9V7ZM110 7V6H109ZM194 7H195V5H194ZM193 7V9H195ZM221 7V6H220ZM263 7V8H262ZM10 8V7H9ZM19 8V7H18ZM22 8V9H21ZM40 8H42L43 10L45 9V7L42 5ZM39 7L37 8V10L38 9H40ZM60 8H61V6H60ZM63 8V7H62ZM61 8V9H62ZM160 8V7H159ZM158 8V9H159ZM2 9V8H1ZM13 9V8H12ZM28 9H30V11L28 10ZM41 9V10H42ZM69 9V8H68ZM191 9V8H190ZM231 9V10H230ZM4 10V9H3ZM9 10H11V8L9 9ZM8 10V11H9ZM28 10V11H27ZM34 10V12H35V9H33ZM42 10V11H43ZM59 10V9H58ZM170 10V9H169ZM14 11V10H13ZM12 10H11V12H13ZM39 12H40V10H38ZM61 11V10H60ZM59 11V12H60ZM63 11V10H62ZM66 11V10H65ZM159 11H160V9H159ZM171 11V10H170ZM3 12V11H2ZM10 12V13H11ZM23 12V13H22ZM32 12V13H31ZM30 13L31 14H28L29 15V17H31V15H32V17L34 18V19H36L35 18V15H33L34 13H33V11H31ZM45 12V11H44ZM50 12V11H49ZM72 12V11H71ZM157 12H158V10H157ZM173 11H171V13H172ZM19 13V14H20ZM62 13V12H61ZM95 13V12H94ZM163 14V17L160 15V14ZM161 13H158V17H159V19H157V20H159V23L160 22H162L161 24H164V22H163V20L165 21V24L167 23V25H170L171 26V23L173 22H171L170 23V18L172 17V16H170V14H169V12H168V10H166V8H161ZM196 13V12H195ZM203 13V12H202ZM201 12H199L198 13V15L199 14H202ZM209 13V12H208ZM12 14H14V12L12 13ZM18 14V13H17ZM20 14V15H21ZM36 14H38V13H36ZM48 14V13H47ZM74 14V13H73ZM124 14H125V12H124ZM173 14V13H172ZM190 14V13H189ZM2 15V14H1ZM1 15H0V17H1ZM15 15V14H14ZM13 15V16H14ZM27 15V16H28ZM50 15V14H49ZM62 15H64V14H62ZM66 15V14H65ZM161 17H160V16ZM203 15V14H202ZM202 15H200V16H202ZM229 15H233L232 17H229ZM260 15V14H259ZM262 15V14H261ZM6 16V15H5ZM16 16V15H15ZM19 16V15H18ZM27 16H24L23 18H25L26 19V21H28V19L27 18H29V17H27ZM39 16V15H38ZM37 16V17H38ZM43 16V15H42ZM81 16V15H80ZM110 16V15H109ZM135 16V15H134ZM204 16V15H203ZM203 16H202V18L201 19H203ZM235 16V17H234ZM22 17V15L21 16H19L18 17V20H19V18L20 19H22L21 18ZM62 17V16H61ZM67 15H66V17H65V19H67ZM77 17V16H76ZM106 17V16H105ZM138 17H140V16H138ZM176 17V16H175ZM234 17V18H233ZM236 17H238L237 19H238V21H237V19H236ZM261 17V16H260ZM63 18V17H62ZM70 18V17H69ZM160 18L162 19V21H160ZM174 18V17H173ZM213 18V17H212ZM227 18H228V20H227ZM252 18V19H251ZM16 19V18H15ZM14 19V20H15ZM34 19H29V20H33V22L35 23V21H34ZM80 19V18H79ZM90 19V18H89ZM106 19V18H105ZM116 19V18H115ZM118 19H120V18H118ZM147 19H148V17H147ZM188 19H190V18H188ZM197 19V18H196ZM199 19V18H198ZM263 19H264V17H263ZM2 20V19H1ZM56 20V19H55ZM107 20V19H106ZM111 20V19H110ZM170 20V21H169ZM259 20V19H258ZM20 21V20H19ZM22 21V20H21ZM25 21V20H24ZM24 21H23V23H19V25H21L22 24V26H24V24H26V25H28V23L26 22V23H24ZM30 21V22H31ZM36 21H37V19H36ZM47 21V20H46ZM59 21V20H58ZM64 21H66V20H64ZM114 21V20H113ZM192 21V20H191ZM204 21V20H203ZM260 22H261V20H259ZM41 22V21H40ZM68 23L70 22V21H67ZM80 22V21H79ZM79 22H73V23H75L76 25H77V23H79ZM104 22V21H103ZM131 22V21H130ZM201 22V21H200ZM207 22V21H206ZM242 22V23H241ZM254 22V21H253ZM252 22V23H253ZM32 23V22H31ZM31 23H30V26H31V29L33 28L32 27V25H31ZM58 23V22H57ZM81 23V22H80ZM107 23V22H106ZM112 23V22H111ZM117 23V22H116ZM10 25L12 24V23H9ZM13 24H14V22H13ZM13 24H12V26H13ZM33 24V23H32ZM38 24H39V22H38ZM41 25H42V23H40ZM38 25V26H41V25ZM82 24V23H81ZM81 24H78V25H81ZM84 24V23H83ZM127 24V23H126ZM146 24V23H145ZM188 24V23H187ZM190 24V23H189ZM193 24V23H192ZM195 24V23H194ZM216 24V23H215ZM230 24L232 25V26H230ZM244 24H245V22H244ZM3 25V24H2ZM26 25H25V27H26ZM69 25H70V23H69ZM75 25V26H76ZM173 25V24H172ZM174 25H176L175 26V28L177 27L178 29H177V31H178V33L180 34V35H182L181 37H183L184 36V38L186 37L187 38V40H189V39H192V38H195V37H193L192 35H194V34H189V32H187L186 31V28H184L183 26H182V24L180 25V24H177V22L176 23H174ZM236 25V24H235ZM259 25V24H258ZM262 25H263V23H262ZM4 26V25H3ZM2 26V27H3ZM15 26H16V24H15ZM35 26H36V23H35ZM56 26V25H55ZM82 27H84L85 25H81ZM123 26V25H122ZM136 26V25H135ZM186 26V25H185ZM190 26V25H189ZM223 26V25H222ZM237 26V25H236ZM260 26V25H259ZM11 27V26H10ZM17 27V26H16ZM15 27V28H16ZM43 26H41V29L40 30H42V29H44V28H42ZM77 27V26H76ZM201 27V26H200ZM4 28V27H3ZM13 28H14V26H13ZM37 29H38V27H36ZM48 28V27H47ZM67 28V27H66ZM71 28H73V27H71ZM77 28H79V27H77ZM77 28H74V29H72V31H70L71 32V34L70 35H72V32H73V35H72V37L71 36H69V37H71L69 40H68V38H67V40L66 41H70L71 39L73 40H75V43H73V41L71 40V42L74 44V46L75 47H77V48H79L78 50H77V52L80 50L81 52H83V53H88V52H86V50L89 48V50H90V45L85 41H83V43H82V41H81V37H83V36H79L78 35V30H81L80 28L77 30ZM173 28V27H172ZM175 28H174V30H175ZM203 28V27H202ZM223 28V27H222ZM27 29V28H26ZM29 29V28H28ZM30 29V30H31ZM50 29V28H49ZM83 29V28H82ZM142 29V28H141ZM146 29V28H145ZM236 29V27L234 28V30ZM245 29V28H244ZM256 29V30H255ZM1 30V29H0ZM6 30V29H5ZM18 30H19V28H17L16 29V32H15V29H14V31L13 32H15L16 34H17V37H18ZM39 30V29H38ZM53 30H54V28H53ZM52 30V31H53ZM56 30V29H55ZM137 30V29H136ZM170 30H172V29H170ZM193 30V29H192ZM205 30V29H204ZM233 30V31H234ZM3 31H4V29H3ZM2 31V32H3ZM33 31H35V27H34V30ZM33 31H30V33L31 32H33ZM37 31V30H36ZM51 31V30H50ZM95 31V30H94ZM143 31V30H142ZM197 31H199V30H197ZM215 31V30H214ZM241 31H237V32H241ZM1 32V31H0ZM5 32V31H4ZM42 32H45V30L43 31L42 30ZM144 32H145V30H144ZM146 32H147V30H146ZM145 32V33H146ZM169 32H172V31H169ZM192 32V31H191ZM194 32V31H193ZM7 33V32H6ZM37 33H41V32H37ZM36 33V34H37ZM51 33V32H50ZM80 33V32H79ZM144 33V34H145ZM174 33H175V31H174ZM177 33V32H176ZM198 33V32H197ZM200 33V32H199ZM221 33V32H220ZM3 34V33H2ZM1 33H0V36L2 35ZM29 34V33H28ZM27 34V35H28ZM44 34V33H43ZM48 34V33H47ZM178 34V35H179ZM213 34H214V32H213ZM235 34V33H234ZM7 36V34H3L2 36H1V38L0 39H2L3 38V36ZM42 35V34H41ZM45 35V34H44ZM44 35L42 36V39L43 38H45L44 37ZM62 35H66L65 33L64 34H61V37H62ZM81 35V34H80ZM142 35V34H141ZM232 35V36H231ZM237 35H239L238 33H237ZM5 36V37H6ZM21 36H23V34L21 35ZM21 36H19V38L20 39H23V38H21ZM25 36V35H24ZM59 36V35H58ZM67 36V35H66ZM78 36V37H77ZM175 36V35H174ZM192 36V38H190V37ZM222 36V37H223ZM259 36V35H258ZM4 37V38H5ZM30 37H31V35H30ZM40 37V36H39ZM50 37V36H49ZM53 37V34H52V36H51V38ZM60 37V36H59ZM64 37V36H63ZM147 37V36H146ZM204 37V36H203ZM209 37V36H208ZM218 37V36H217ZM242 37V38H243ZM19 38H18V42H19ZM54 38H56L57 39V36L55 35V37ZM80 38V39H79ZM143 38H144V35H143ZM149 38V37H148ZM186 38H185V41H187L186 40ZM32 38H30V41H32L31 40ZM53 39V38H52ZM91 39V38H90ZM152 39V38H151ZM212 39V38H211ZM219 39V38H218ZM218 39H216L217 41L216 42H218ZM233 39H237V38H234L233 37ZM232 39V40H233ZM258 39V38H257ZM23 40H25V39H23ZM26 40H27V38H26ZM60 40H61V38H60ZM60 40H57V41H60ZM146 40V39H145ZM0 41H2V40H0ZM260 41V40H259ZM3 42V43H2ZM1 43H0V45L2 46L3 44H5V42H4V40L2 41ZM52 42V41H51ZM82 43V44H79V43ZM181 42V41H180ZM190 42V41H189ZM225 42V43H224ZM230 42V43H229ZM20 43V42H19ZM33 42H31L30 44H32ZM50 43V42H49ZM55 43V42H54ZM54 43H52V44H54ZM63 43V42H62ZM61 43V41H60V46L58 47V46H56V47H58L60 50H61V52L62 51H65L66 53H68L69 54V57H68V55L65 53V55H64V57L61 59L62 61H63V63H65V62H68V63H66V64H68L70 67H72V68H70V69H74L75 71V73L74 74H77V76H76V78L79 80H75L74 82L77 84V85H80L81 86V84L79 83V82H82L83 83V85L85 86V85H88V83H89V81L87 80L88 78L84 75V73L83 72H81V71H84V70H81V66H80V61H79V59L78 58H74V54H71V56L73 55V57H70V53L68 52L69 50L70 51H72L71 49H73L74 48V51L76 50V48L75 47H73L72 45L70 46V48L71 49H69L68 50V47L69 46H67L66 44H65V41H64V43L62 44ZM85 43V44H84ZM93 43V42H92ZM91 43V44H92ZM143 44H145V42H142ZM149 43V42H148ZM204 43V42H203ZM215 43V42H214ZM219 43V42H218ZM245 43V44H244ZM260 43V42H259ZM21 44V43H20ZM29 44V45H30ZM56 44H57V42H56ZM206 44V43H205ZM220 44V43H219ZM218 44V45H219ZM224 44H225V46H224ZM248 44V45H247ZM23 45H24V42H23V44H21V46L23 47ZM27 46V50H24L23 51V53H26V52H29L30 53V51L29 50H31L30 48L32 47V46ZM69 45V44H68ZM89 45V46H88ZM148 45V44H147ZM209 45H211L212 46V42L209 44ZM213 45H215V44H213ZM230 45V49H229V46ZM3 46H5V45H3ZM1 47L0 48V52H1V54L2 55H4V53L6 54V53H8V52H6L7 51V47ZM26 45H24V47H25ZM54 46V45H53ZM92 46H94L93 44H92ZM144 46H146V45H144ZM188 46V45H187ZM220 46V45H219ZM250 47V48H248V47ZM263 46V45H262ZM10 47V46H9ZM23 47V48H24ZM28 47H30L29 49H28ZM55 47V46H54ZM149 47V46H148ZM216 47V46H215ZM3 48V49H2ZM151 48V47H150ZM187 48V47H186ZM218 48V47H217ZM216 48V49H217ZM233 48V49H232ZM249 50H248V49ZM2 49V50H1ZM5 49H6V51H5ZM53 49V48H52ZM144 49V48H143ZM147 49V48H146ZM246 49L249 51V52H247V53H250V57H249V55L248 56H246ZM261 49V48H260ZM263 49V48H262ZM9 50H10V48H9ZM23 50V49H22ZM33 50V49H32ZM31 50V51H32ZM89 50H87V51H89ZM97 50V49H96ZM148 51H150L149 49H147ZM213 50V49H212ZM215 50V49H214ZM38 51H40V50H38ZM58 51V50H57ZM85 51V52H84ZM143 51V50H142ZM146 51V50H145ZM145 51H144V53H145ZM147 51V52H148ZM259 51V52H258ZM41 52V51H40ZM79 53V54H83V53ZM100 52V51H99ZM194 52V51H193ZM218 52H220V49H219V51ZM224 52V53H225ZM263 52V51H262ZM10 53V52H9ZM8 53V54H9ZM29 53L26 55V54H24V55H22V53H21V55L22 56H25V58L24 59H29V58H26V56H29ZM41 53H43V52H41ZM76 53V52H75ZM109 53V52H108ZM210 53V52H209ZM221 53V52H220ZM223 53V52H222ZM231 53H233L234 55V57L232 56V58H230V54ZM11 54V53H10ZM259 54V55H258ZM2 55H1V57H2ZM31 55H32V53H31ZM30 55V56H31ZM43 55V54H42ZM42 55H40V57L42 56ZM88 55V54H87ZM147 55V54H146ZM214 55V54H213ZM216 55H217V53H216ZM225 55V54H224ZM262 55H263V53H262ZM6 56V55H5ZM4 56V57H5ZM10 56V55H9ZM8 56V57H9ZM12 56V55H11ZM11 56H10V60H12L13 59V61H14V57L13 58H11ZM21 56V57H22ZM86 56V55H85ZM240 56H242V58H240ZM33 57V56H32ZM39 57V55H38V58H40ZM42 57H44V56H42ZM78 57V56H77ZM89 57V56H88ZM262 57V56H261ZM7 58V57H6ZM81 58V57H80ZM90 58V57H89ZM92 58V57H91ZM89 59V60H92V62L94 61V67H93V69L92 70H95V72H96V69H97V67L96 66H98V61H96L97 59L95 58L94 60H93V58L92 59ZM106 58V57H105ZM210 58V57H209ZM214 58H215V56H214ZM18 59V58H17ZM24 59H22V60H24ZM36 59V58H35ZM35 59H34V57L33 58H31V60H33L34 62H35ZM78 59V60H77ZM213 59V58H212ZM219 59V58H218ZM221 59V58H220ZM264 59V58H263ZM26 60V61H27ZM38 61H39V59H37ZM101 60H104V59H101ZM205 60V59H204ZM258 60H262V58L261 59H257V61ZM18 61V60H17ZM29 62H30V59L28 60ZM37 61V62H38ZM49 61V60H48ZM52 61V60H51ZM51 61H49V62H51ZM79 61V62H78ZM87 61V60H86ZM197 61V60H196ZM198 61H200V60H198ZM213 61V60H212ZM2 62V65L1 66H5V64L7 63V61L6 62H4V61H0V63ZM3 62L5 63V64H3ZM41 62V61H40ZM44 62L45 63H49V62H46V60L44 61L43 60V67L45 66L44 65ZM83 62V61H82ZM91 61H89V66H91V64L92 63H90ZM100 62V61H99ZM104 62H106V61H104ZM202 62V61H201ZM201 62H199V63H201ZM219 62H220V60H219ZM248 61H246V63H247ZM251 62V61H250ZM11 63V62H10ZM19 63H20V61H19ZM24 63H25V60H24ZM27 63V62H26ZM25 63V64H26ZM54 63V62H53ZM196 63H198V62H196ZM206 63H207V61H206ZM222 63V64H223ZM252 63V62H251ZM256 63V62H255ZM14 64V63H13ZM42 64V63H41ZM204 64V63H203ZM254 64V63H253ZM261 64V63H260ZM8 65V63L6 64V66L4 67H2V68H4L3 70H2V68H1V72H0V75H1V73H3V71L5 70V74H3L5 77H7L8 78V80L10 81V82H12V84L15 86V84L14 83H20V85L21 86H23V87H25V86H29L30 84H31V80H30V82H29V80H28V83L27 84H25L26 82H27V78L26 77H30L29 75H31L32 74V68H31V66L30 65H32V63H30V65H26V67L28 66H30L29 67V69H26L27 71L28 70H31V73H29V71H28V74L29 75H25L24 76V71H23V73H22V71H19L20 69H21V67L19 68V70L18 69H15V68H13L11 65L8 67L7 66ZM18 65V64H17ZM24 65V64H23ZM22 65V66H23ZM35 65V64H34ZM55 65V64H54ZM62 65V64H61ZM63 65H65V64H63ZM204 65H207V64H204ZM209 65V64H208ZM224 65V64H223ZM263 65V64H262ZM14 66V65H13ZM33 66V65H32ZM48 66H50V63H49V65ZM53 66V64L50 66V69H51V67ZM83 66H85L84 64H83ZM196 66V65H195ZM202 67V69L200 70V76H201V74H203V73H201V71H203L204 73H207V71H208V73H209V70H208V68H207V66H203V65H201ZM210 66V65H209ZM212 66V65H211ZM243 66H245V67H247V69H248V71L246 70V68H245V71H247V75L245 74L244 75V73H245V71H243ZM261 66V65H260ZM15 67V66H14ZM18 67H19V65H18ZM67 67V66H66ZM207 68V70H206V68ZM213 67V66H212ZM6 68V69H5ZM31 68V69H30ZM54 68V67H53ZM88 68V67H87ZM91 68H92V66H91ZM94 68H96V69H94ZM250 68V69H249ZM264 68V67H263ZM14 69V70H13ZM22 69H23V67H22ZM46 69H47V67H46ZM48 69H49V67H48ZM55 69V68H54ZM54 69H52V70H54ZM89 70H90V68H88ZM178 69V68H177ZM221 69V68H220ZM261 69V68H260ZM259 69V70H260ZM23 70H25V69H23ZM25 70V74L27 73V71ZM57 70V69H56ZM180 70V69H179ZM223 70V69H222ZM225 70V69H224ZM43 71V70H42ZM59 71V70H58ZM58 71H57V73H58ZM98 71V70H97ZM115 71V70H114ZM255 71V70H254ZM258 71V70H257ZM257 71H256V74H254V75H257ZM94 72V71H93ZM36 73V72H35ZM44 73V72H43ZM43 73H42V75H43ZM46 73V72H45ZM53 73H54V71H53ZM52 73V74H53ZM89 73H91V71H89ZM98 73H99V71H98ZM104 73H105V71H104ZM106 73H107V71H106ZM211 73H212V71H211ZM213 73H215V71H213ZM224 73H225V71H224ZM226 73H227V71H226ZM225 73V74H226ZM33 74H34V71H33ZM32 74V77L34 76V75H37V74H34L33 75ZM40 74H41V71H40ZM40 74H39V76H40ZM47 74V73H46ZM45 74V75H46ZM61 74V73H60ZM66 74V73H65ZM72 74H73V70H72ZM73 74V75H74ZM87 74V73H86ZM220 74V71H219V73H218V75ZM223 74V73H222ZM259 74V73H258ZM44 75V76H45ZM54 75V74H53ZM73 75H71L72 77H73ZM98 75V74H97ZM101 75V74H100ZM130 75V74H129ZM198 75H199V73H198ZM216 75V74H215ZM2 76V75H1ZM92 76V75H91ZM95 76V75H94ZM203 77H205V74L204 75H202ZM201 76V77H202ZM221 76V75H220ZM219 76V77H220ZM4 77V78H5ZM23 77H24V80H23ZM42 77V76H41ZM47 77V75L45 76V78ZM53 77V76H52ZM58 77H61L60 75H58ZM93 77V76H92ZM99 77V76H98ZM97 77V78H98ZM111 77V76H110ZM208 79V81L206 82L208 85H209V87H212V90L215 92V95L219 98V96H223V97H226V98H231V96L228 94V96H227V91H229L230 90V87H231V85H230V80H228L229 82L228 83H225V81L224 82H221L220 84H217L216 83V81L213 79V77H214V75H213V77L211 76V75H207L206 76ZM206 77H205V79H206ZM224 77V76H223ZM222 77V78H223ZM37 78V77H36ZM36 78H34V79H36ZM63 78V77H62ZM74 78H75V76H74ZM87 78V79H86ZM95 78V77H94ZM94 78H93V80H94ZM104 78V77H103ZM112 78V77H111ZM198 78V77H197ZM200 78V77H199ZM234 78V77H233ZM259 78V77H258ZM29 79V78H28ZM202 79H204V78H202ZM204 79V80H205ZM229 79H230V75H229ZM260 79H262L261 77H260ZM2 80V79H1ZM8 80H6V81H0V92H2V91H5L4 92V94H1L0 96L2 97H0V100H2L3 102L5 101V99L4 98H8L10 95L9 94H16V90H13V85L11 84V85H9L10 83H9V81ZM90 80V79H89ZM91 81L90 80V83H89V85H88V87L90 86V85H95L96 86V84H94V81ZM98 80H100V79H98ZM98 80H96V81H98ZM108 80H110V79H108ZM131 80V79H130ZM25 81V82H24ZM39 81V80H38ZM95 81V82H96ZM104 81V80H103ZM106 81V80H105ZM121 81V80H120ZM188 81V80H187ZM231 81H232V79H231ZM238 81V80H237ZM256 81V80H255ZM49 82H52V81H50L49 80ZM54 82V81H53ZM52 82V83H53ZM58 82H60V81H58ZM65 82V81H64ZM67 82H69V81H67ZM66 82V83H67ZM79 84H78V83ZM101 81H99L98 83H100ZM111 82V81H110ZM204 81H203V83H205ZM235 82H236V80H235ZM261 82V81H260ZM37 83V82H36ZM35 83V84H36ZM42 83V82H41ZM44 83H46V81H44ZM63 83V82H62ZM65 83V84H66ZM108 83V82H107ZM119 83V82H118ZM206 83L204 84V86H206ZM225 83V84H224ZM238 83V82H237ZM236 83V84H237ZM242 83V82H241ZM258 83V82H257ZM34 84V83H33ZM50 84V83H49ZM56 84V82L54 83V84H52V85H55ZM58 84H60V83H58ZM57 84V85H58ZM64 84V85H65ZM106 84V83H105ZM180 84V83H179ZM186 84V83H185ZM229 84V85H228ZM240 83H238L237 84V86L238 87H236V90H233L234 92H235V94H236V98L235 97H233V98H235V99H230V101L228 102V104H230V108L227 106V108H229L230 109V111L231 110H233L232 112L234 113V111H235V114H237V116L236 117H240V118H242V121H243V126L244 127H251V129H258V130H260L259 132H258V134L260 133H264V130H261L262 128H264V95H263V92H264V90H262V94H260L261 92H260V90L258 91V92H260V93H257V90H256V87L257 86H255V91H256V94L254 93V95L253 96H251L250 95V93H249V96H245L243 93H241L240 92V88H242L240 85H239ZM260 84V83H259ZM46 85V87H47V84H45ZM45 85H44V88H45ZM98 85V84H97ZM103 85H104V83H103ZM122 85V84H121ZM126 85V84H125ZM208 85H207V87H208ZM219 85V86H218ZM254 85H256V84H254ZM10 86H13V87H11L10 88ZM33 86V85H32ZM56 86V85H55ZM60 86V85H59ZM63 86V85H62ZM62 86H60V87H62ZM68 87H69V84L67 85ZM80 86H78V87H80ZM84 86H81V87H84ZM100 86V85H99ZM102 86V85H101ZM112 86V85H111ZM129 86V85H128ZM184 86V85H183ZM230 86V87H229ZM236 86V85H235ZM60 87H56L57 88V91H58V88H60ZM66 87V86H65ZM80 87V88H81ZM85 87H87V86H85ZM91 87H92V89L93 88H96L97 89V86L96 87H94V86H90V89H91ZM110 87V86H109ZM166 87V86H165ZM67 88V87H66ZM111 88V87H110ZM113 88V87H112ZM136 89H137V87H135ZM261 88V87H260ZM259 88V89H260ZM62 89L64 90V88L62 87ZM68 90H70L69 88H67ZM86 89V88H85ZM88 89V88H87ZM90 89H88L89 91H90ZM96 89H94V93L96 94L97 93V90ZM104 89V88H103ZM188 89V88H187ZM219 89V90H218ZM231 89H233V88H231ZM243 89H244V86H243ZM62 90V91H63ZM73 90V89H72ZM100 90V89H99ZM98 90V91H99ZM120 90V89H119ZM124 90V89H123ZM7 91H9L8 93H7ZM59 91H60V89H59ZM67 91V90H66ZM96 91V92H95ZM210 91V90H209ZM231 91V90H230ZM229 91V92H230ZM232 91V92H233ZM253 91V90H252ZM65 92V91H64ZM70 92H71V90H70ZM69 92V93H70ZM72 92H76V91H72ZM93 92H91L90 91V93H93ZM115 92V91H114ZM119 92H122V91H119ZM234 92L232 93V94H234ZM246 92V91H245ZM244 92V93H245ZM69 93H67V94H69ZM77 93V92H76ZM93 93V94H94ZM113 93V92H112ZM148 93V92H147ZM211 93H212V91H211ZM11 94V95H12ZM72 95H74L73 93H71ZM246 94V93H245ZM5 95V96H4ZM9 95V96H8ZM16 95H18V94H16ZM124 95V94H123ZM142 95V94H141ZM211 95H213V93L211 94ZM4 96V97H3ZM76 96H78V95H76ZM75 95H74V98L76 97ZM79 96H81V95H79ZM78 96V97H79ZM83 96V95H82ZM81 96V97H82ZM88 96V95H87ZM96 96V95H95ZM133 96V95H132ZM163 96V95H162ZM27 97V96H26ZM69 97H72V96H69ZM84 97V96H83ZM82 97V98H83ZM94 97V96H93ZM98 97V96H97ZM138 97V96H137ZM214 97V96H213ZM73 98V97H72ZM81 98V99H82ZM128 98V97H127ZM129 98H130V96H129ZM132 99H133V97H131ZM130 98V99H131ZM167 98V97H166ZM190 98V97H189ZM212 98V97H211ZM9 99V98H8ZM76 99V98H75ZM120 99V98H119ZM118 99V100H119ZM152 99V98H151ZM223 99V98H222ZM228 99H226V100H228ZM69 100V99H68ZM77 100V99H76ZM76 100H73L74 102H76ZM78 100H79V98H78ZM125 100H126V98H125ZM149 100V99H148ZM220 100V99H219ZM9 101V100H8ZM6 102V103H10V101L9 102ZM72 101V100H71ZM82 101H84L83 99H82ZM122 100H120V102H121ZM132 101V100H131ZM130 101V102H131ZM140 101V100H139ZM201 101V100H200ZM213 101V100H212ZM222 101V100H221ZM3 102L1 103L0 102V106H1V104H3ZM47 102V101H46ZM96 102V101H95ZM127 102V101H126ZM126 102H123V103H126ZM141 102H142V100H141ZM159 102V101H158ZM35 103H36V105L35 106H37L38 104H37V101H35ZM34 103V104H35ZM40 103V102H39ZM59 103V102H58ZM67 103V102H66ZM69 103V102H68ZM72 103V102H71ZM81 104V101H78V103L77 104H74V103H72V105L74 104V105H80ZM152 103V102H151ZM219 103V102H218ZM222 103H223V101H222ZM224 103H225V101H224ZM227 103V102H226ZM29 104H30V102H29ZM60 104V103H59ZM93 104H94V102H93ZM132 104V103H131ZM161 104V103H160ZM170 104V103H169ZM195 104H196V102H195ZM198 104V103H197ZM228 104H225V105H228ZM5 105V104H4ZM8 105H13V104H8ZM30 105H32V104H30ZM42 105H45L43 102H42ZM64 105V104H63ZM62 105V106H63ZM71 105V106H72ZM73 105V106H74ZM82 105H83V103H82ZM127 105V104H126ZM224 105V104H223ZM33 106V105H32ZM40 106V105H39ZM39 106L37 107L39 110L41 109V108H39ZM48 106H49V104H48ZM55 106V105H54ZM60 106V105H59ZM62 106H60V108H59V111H61L60 109H62L63 107ZM73 106H72V108H73ZM97 106H98V104H97ZM132 106V105H131ZM151 106V105H150ZM153 106V105H152ZM164 106V105H163ZM216 106H217V104H216ZM216 106H215V108H216ZM220 106V105H219ZM222 106V105H221ZM221 106L219 107L220 109H221ZM11 107H13V108H10L9 110L7 109V108H5V109H3L2 110V112L4 111V110H6V111H8L7 112V115H10V117L11 118H13V119H16L17 120V118H19L18 116L20 115V113H22V112H20V108H18V109H14V107H15V105H13V106H11ZM42 107V106H41ZM67 107V105H64V108L62 109L63 111H64V109ZM76 107V106H75ZM79 107V106H78ZM123 107V106H122ZM126 107H128V106H126ZM218 107V106H217ZM2 108V107H1ZM15 108H17V107H15ZM81 108V110H82V106L80 107ZM80 108H78L77 109V107H76V109L77 110H79ZM241 108H244V111H243V109H241ZM13 109V110H12ZM56 109V108H55ZM75 109V108H74ZM100 109V108H99ZM18 110V114L19 115H17V113H16V111ZM58 110V109H57ZM56 110V111H57ZM66 110V109H65ZM67 110H68V108H67ZM70 110V109H69ZM69 110L68 111H66V114H67V112H69ZM135 110H136V108H135ZM219 110V109H218ZM1 111V110H0ZM62 111V112H63ZM227 111H229V110H227ZM243 111V112H242ZM75 112V111H74ZM84 112H85V110H84ZM90 112V111H89ZM89 112H88V114H89ZM130 112H132V111H130ZM217 112V111H216ZM4 113V112H3ZM2 113V114H3ZM51 113L52 114H55L53 111H52V109H51ZM58 113V112H57ZM65 113V112H64ZM73 113V112H72ZM78 113H81V112H77V117L79 116L80 118V120H82V128L81 129H84V128H86L85 126V123L88 125L89 123H90V121H89V123H88V119L85 121H83V119L81 118V116L83 117L84 116V114H80V115H78ZM145 113V112H144ZM62 114V113H61ZM93 115V114H92ZM151 115V114H150ZM158 115V114H157ZM233 115V114H232ZM67 116H68V114H67ZM69 116H70V113H69ZM73 116H75V114L73 115ZM144 116V115H143ZM9 116H7V119H8V121H9V119H10V122L13 120V119H11ZM16 117V118H15ZM56 117H58L57 116V114H56ZM63 117H65V119H66V115H63ZM63 117H61V118H63ZM76 117V116H75ZM88 117V116H87ZM90 117V116H89ZM138 117V116H137ZM225 117V116H224ZM227 117V116H226ZM235 117V118H236ZM252 117H254V119L257 121V123L255 124L254 122H252V120H251V122L249 121ZM3 118V117H2ZM5 118V117H4ZM69 118V117H68ZM147 118V117H146ZM169 118V117H168ZM0 119H1V116H0ZM6 119V118H5ZM64 119V120H65ZM93 119V118H92ZM141 119V118H140ZM215 119H216V116H215ZM237 119V118H236ZM20 119H18V121H19ZM70 120V119H69ZM69 120H66V121H69ZM73 120V119H72ZM71 120V122L73 123L74 121H72ZM91 120V119H90ZM95 120V119H94ZM110 120V119H109ZM158 120V119H157ZM156 120V121H157ZM173 120V119H172ZM176 120V119H175ZM239 120V119H238ZM237 120V121H238ZM255 120H253V121H255ZM4 121V120H3ZM21 121V120H20ZM16 122L17 123V125H21V124H23V122ZM93 121V120H92ZM143 121V120H142ZM147 121V120H146ZM228 121V120H227ZM230 121V120H229ZM4 122H6V121H4ZM202 122V121H201ZM215 122V121H214ZM231 122H233L232 121V119H231ZM250 122V123H249ZM12 123V122H11ZM19 123V124H18ZM62 123V122H61ZM64 123H66L65 121H64ZM64 123H63V125H64ZM69 123H70V121H69ZM69 123H67V125L69 124ZM71 123V124H72ZM77 123V122H76ZM140 123V122H139ZM152 123H155L154 121H152ZM15 124V123H14ZM59 124H60V122H59ZM79 124V123H78ZM92 124V123H91ZM91 124H90V128H91ZM149 124V123H148ZM147 124V125H148ZM178 124V123H177ZM176 124V125H177ZM260 125V127L261 128H258V125ZM12 125V124H11ZM19 125V126H20ZM61 125V124H60ZM59 125V126H60ZM73 125H75V123H73ZM141 125V124H140ZM174 125V124H173ZM202 125V124H201ZM215 125V124H214ZM220 125V124H219ZM234 125H236V123L234 124ZM257 125V126H256ZM18 126V127H19ZM22 126V125H21ZM23 126H25L24 124H23ZM77 126V124L74 126V127H76ZM106 126V125H105ZM144 126H146V124H143V127ZM161 126V125H160ZM222 126V125H221ZM233 126V125H232ZM15 127H17V126H15ZM26 127V126H25ZM24 127V128H25ZM28 127H30V128H32L31 127V125L29 126H27V129H28ZM60 127H62V126H60ZM60 127H58L59 128V130L61 131L62 130V128H60ZM67 127V126H66ZM65 127V128H66ZM68 127H70V125L68 126ZM78 127H79V125H78ZM84 127V128H83ZM148 127V129L150 128V127H155V125L154 124H149L148 126H146V128ZM157 127V126H156ZM218 127H220V126H218ZM241 127V126H240ZM12 128H14V126L12 127ZM20 128V127H19ZM19 128H17V131H18V129ZM23 128V127H22ZM64 128V127H63ZM73 128V127H72ZM72 128H70L69 130H72ZM93 128V127H92ZM133 128V127H132ZM157 128H160L161 129V127H157ZM163 128V127H162ZM178 128H179V126H178ZM181 129L183 128V127H180ZM188 128V127H187ZM196 128V127H195ZM197 128H199V126H197ZM197 128H196V130H197ZM242 128V127H241ZM21 129V128H20ZM19 129V133H20V130ZM26 129V130H27ZM67 129V128H66ZM99 129V128H98ZM140 129V128H139ZM153 129V128H152ZM160 129H156L155 128V131L157 130V132L160 130ZM193 130H194V127L192 128ZM229 129H230V127H229ZM228 129V130H229ZM244 129V128H243ZM12 130H14V129H12ZM22 130H25V129H22ZM29 130V129H28ZM27 130V131H28ZM78 130H80V129H78ZM86 130V132L84 133V135L87 133L88 134V136L89 137H91V135H92V139L94 140V141H98V143L100 142V140L99 139H101L102 141V143L103 144H100V145H107L108 144V146L109 145H111V138L109 139L108 138V136L109 135H107V138L108 139H106V134L105 135H103L102 133V136H104V138L103 137H100L99 135H97V136H99V137H97V136H94L93 137V135H95V131H93V130H91V129H89L88 127L85 129ZM183 130H185V129H182V130H179V131H182V134H183ZM190 130V129H189ZM193 130H190L191 132L193 131ZM200 130H202V129H200ZM204 130V129H203ZM215 130H217V129H214V132H215ZM246 130V129H245ZM248 130V129H247ZM246 130V131H247ZM250 130V129H249ZM30 131V130H29ZM28 131V132H29ZM65 131H68V130H65ZM91 131V132H90ZM146 131V130H145ZM211 131V130H210ZM23 132H26V131H23ZM71 132V131H70ZM73 132H75V130L73 131ZM94 134H93V133ZM101 132V131H100ZM150 132H151V129H150ZM160 132H161V130H160ZM162 132H163V134H164V129H162ZM162 132H161V134H162ZM177 132H178V130H177ZM189 132V131H188ZM197 132V131H196ZM227 132V130H226V128L224 127V128H221V129H219L218 130V133H214L215 135H218L219 136V138H220V140L219 141H221L222 139H228V133H226ZM229 133H230V130L228 131ZM30 133V132H29ZM78 133V132H77ZM96 133H97V130H96ZM154 133V132H153ZM184 133H185V131H184ZM186 133H187V131H186ZM192 133H195L194 131L192 132ZM198 133V132H197ZM200 133V132H199ZM21 134H22V132H21ZM31 134V133H30ZM32 134H33V131H32ZM32 134L31 135H29V134H27V135H29V136H31V138H32ZM79 134V133H78ZM160 134V133H159ZM168 134H169V132H168ZM177 134V133H176ZM176 134H175V136H176ZM178 135V136H176V141L177 142H179L180 140H181V143H184V141H186L184 138H185V136H188L187 134L185 135ZM203 134V133H202ZM206 134H208V133H206ZM211 134V133H210ZM209 134V135H210ZM259 134V135H260ZM25 135H26V133H25ZM155 135V134H154ZM194 135V134H193ZM200 135V134H199ZM199 135H198V137L196 138V139H198L199 138ZM212 135V134H211ZM230 135V134H229ZM235 135V134H234ZM241 135V134H240ZM244 135V134H243ZM257 135V134H256ZM71 136V135H70ZM169 136H172L173 138H174V135H171V134H169ZM183 138H182V137ZM195 136H197L196 134H195ZM194 136V137H195ZM205 136H207V135H205ZM214 136V135H213ZM218 136H216L215 138H217ZM263 136V135H262ZM24 137V136H23ZM27 138H28V136H26ZM67 137V136H66ZM76 137V136H75ZM85 138H87L86 136H84ZM96 137V138H95ZM111 137H113V136H111ZM172 137H170V138H172ZM181 139H180V138ZM190 137H191V134H190ZM194 137H192V138H194ZM238 137V136H237ZM247 137V136H246ZM258 137V135L255 137V138H257ZM6 138V137H5ZM69 138V137H68ZM81 138H82V136H81ZM84 138V139H85ZM230 138V137H229ZM232 138V140H233V137H231ZM230 138V139H231ZM260 138V137H259ZM63 139L65 140V135H64V137H63ZM113 139H114V137H113ZM179 141H178V140ZM182 139H184V140H182ZM186 139H187V137H186ZM200 139V138H199ZM204 139H206V138H204ZM237 139V138H236ZM244 140H245V142L247 141L245 138H243ZM249 139H250V137H249ZM68 140V139H67ZM189 140V139H188ZM206 140H208V139H206ZM217 140V139H216ZM0 141H1V139H0ZM2 141H3V144H2ZM1 142H0V144H2L3 146H1V153H0V162L2 163V162H7V161H9V160H12V159H10L12 156L11 155H9V154H7L8 152H6V150L8 151V150H10L11 152H12V147H11V145L10 144H7L8 142L5 140V142H4V140H2ZM9 141V140H8ZM28 141V140H27ZM31 141H32V139H31ZM87 141H89V140H87ZM107 141H108V143H107ZM228 141V140H227ZM226 140H225V142H227ZM260 140H258L257 142H259ZM28 142H30V137H29V141ZM65 142H66V140H65ZM65 142H63V143H65ZM70 142V141H69ZM69 142L68 143H65L64 144V147L61 149V152H59L60 154L59 155H57V157H56V155L55 156H53V158H55V159H49L50 161H48V162H46L47 161V159H48V157L46 158V161H44L45 160V156L43 157V152H41V154H40V156H42L43 158H42V160H39L40 162L38 163V160L36 161L37 163H34V161H33V159L34 158H32V160L31 161H33V162H30V163H28V164H26L27 165V168L25 169V171H28L29 172V174H28V172H27V175L29 176L28 177V179H24V177H18V174H20V172L17 174V176H16V174L14 175L13 173L14 172H16L15 170L14 171H12L11 173V175H14V176H12L11 177V175H10V173H9V175L8 176H10L11 178H12V184H13V182L15 181V185H13V186H15V187H17V189H18V187H19V190L20 189H24L25 190V188L27 189V188H36L35 189V191L37 190V194H38V196H39V194L42 196L43 194H41L42 193V191L41 190H43L44 188V190L45 191H43V193L44 192H46V190H47V187H49V186H47L46 184H44V183H38L37 184V181H36V179H38V177L40 176V174L41 173H43V172H46V174H48L49 176H47L48 178H49V181H51L52 182V180L54 179V177L55 178H57V175H60V174H58V173H54V172H52V168H53V166L55 167H59V170L61 169L63 172H64V174H65V176L67 177V181H65V182H63V181H61L60 183H59V191H60V196H59V198H57V194H56V197L53 195V193L55 192H51V191H49V190H47V192L46 193H44L45 195L44 196H46V194L48 195V193H52V195L55 197V200H56V198L57 199H64L65 200V202H63L62 200V202H61V205L60 204H58L56 207L53 205V207L51 206V207H46L45 208V206H44V203H42V202H46L45 201V199L46 198H44V200L41 202L40 201V203H39V205L37 206V207H35L34 205H33V202L31 201L32 199H30V198H28V200L25 198V195H20V196H24V198H22L23 199V201L22 202H24V204L22 205V207H19L20 208V210H19V208H18V206H21V205H19V203H18V206L16 205L17 204V202H16V200L15 199H13L12 198V196H14V195H11V193L9 192L8 193V191L6 192L4 189H5V187L2 189L1 188V186L3 185H1L0 184V193L3 195H7L6 197L4 196V202L3 203H5V206H3V207H5V209L4 210H6L5 212H7V214L10 216H8L9 217V219H10V222L12 223V225L13 226H15V227H17V228H14L15 230H16V232L14 231V229H13V232L16 234L17 233V230H20V232L22 231L23 232V230H27L28 231V233H32L33 232V234H36V235H31V234H29L30 235V237L29 238H31V239H35L34 237L35 236H37V241H40L39 240V238L41 237V238H43V241H44V237L45 236H47V235H45V236H43L44 235V233L46 234V232L47 233H58V234H60L61 233V230L60 231H58V229H65L66 230V227H70V226H73V227H71V228H73V234L75 235L74 236V238H72V240H70L69 242L70 243H72V244H68V245H72V247L71 246H69L70 248H68V246H66L65 244H63V245H65V247L68 249H66L68 252H70L69 254H68V252L66 251V253H67V258L69 257V259L71 258V259H73V260H69V262H72L73 264H86L85 262H84V260H86L87 258H89L91 255H88V250H86V248H84V246L83 245H81L82 244V238L79 236V238L80 239H77V237L76 236H78V234H81V233H79L80 231H78V229L80 228L81 230L83 229L84 231H90V230H92L93 228H95V227H97L99 224L97 223L98 221L96 220V218H97V215H99L98 214V212H101L102 213V211H99L98 209V211H96V212H94V211H92L93 210V208L94 209H96V207H94L95 206V204H94V206H92L91 205V207L92 208H90V210H86L85 211V209H84V211H83V213H81L82 211V209H80L81 207V204H83V203H81L80 204V201H77V203H73V199L70 197V196H73L74 195V189H76L75 187H73V181H76V180H72L73 178H74V172H75V174H76V171H75V169H77L76 168V163H75V161H76V159L74 160L73 159V156H75L76 154H74L75 153V151H74V149H71V146H68V145H71V143L69 144ZM72 142V141H71ZM75 142V141H74ZM91 142V141H90ZM90 142H89V144H90ZM114 142H115V140H114ZM187 142V141H186ZM191 142L192 143H196L195 142V140H194V142H193V140H191ZM200 142V140H198V143ZM203 142H204V140H203ZM215 142H217V141H215ZM262 142V141H261ZM260 142V143H261ZM84 143V142H83ZM83 143H82V145H83ZM104 143H107V144H104ZM110 143V144H109ZM201 143V142H200ZM199 143V144H200ZM212 143H214V142H212ZM254 143V142H253ZM6 144V145H5ZM80 144V143H79ZM86 144V143H85ZM96 144V143H95ZM94 144V145H95ZM189 144V143H188ZM198 144V145H199ZM202 144V143H201ZM228 144V143H227ZM252 144V143H251ZM258 144V143H257ZM8 145V146H7ZM75 145V144H74ZM91 145V144H90ZM195 145V144H194ZM198 145H197V147H198ZM225 145V144H224ZM231 145V144H230ZM6 146L8 147L7 149H6ZM63 146V145H62ZM87 146V145H86ZM189 146H190V144H189ZM193 146V145H192ZM192 146H190V147H192ZM196 146V145H195ZM201 146V145H200ZM257 146V145H256ZM259 146V145H258ZM262 146H263V144H262ZM9 147H11V148H9ZM91 147V146H90ZM93 147V146H92ZM194 147V146H193ZM218 147V146H217ZM222 147H223V144H222ZM237 147V146H236ZM73 148V147H72ZM81 148V147H80ZM100 148V147H99ZM102 148H104V147H102ZM101 148V149H102ZM107 147L105 146V148L104 149H106ZM201 148V147H200ZM219 148V147H218ZM229 149L231 148V147H228ZM254 148H255V146H254ZM89 148H87V150H88ZM233 150H234V147L232 148ZM231 149V150H232ZM240 149V148H239ZM255 149H257V148H255ZM261 149V148H260ZM76 150V149H75ZM82 150V149H81ZM202 150V149H201ZM220 150V149H219ZM226 150H227V148H226ZM231 150H230V152H231ZM232 150V151H233ZM60 151V150H59ZM74 151V152H73ZM89 151V150H88ZM92 151V150H91ZM195 151H197V150H194V152ZM237 151V150H236ZM96 151H95V148L93 149V152H91L92 153V156H95V155H93V153H95ZM230 152H229V154H230ZM45 153V152H44ZM82 153H84V151L82 152ZM200 153V152H199ZM225 153L226 152H224V156H225ZM235 153V152H234ZM239 153V152H238ZM13 154V153H12ZM96 154V153H95ZM196 154V153H195ZM202 154V153H201ZM240 154V153H239ZM44 155H46V153L44 154ZM73 155V156H72ZM84 155V154H83ZM134 155V154H133ZM143 155V154H142ZM148 155V154H147ZM193 155V154H192ZM200 155V154H199ZM198 155V156H199ZM220 155V154H219ZM228 153H226V156L225 157H223L224 158V160H225V162L226 163H228L229 161H231L232 162V160L230 159L232 156H233V154L231 153V155H228ZM235 155V154H234ZM249 155H251V154H249ZM91 156V157H92ZM221 156V155H220ZM235 156H237V155H235ZM234 156V157H235ZM239 156V155H238ZM242 156V155H241ZM241 156H240V158H241ZM8 157H9V160H8ZM32 157V156H31ZM30 157V158H31ZM34 157V156H33ZM76 157V156H75ZM78 157V156H77ZM97 157H98V155H97ZM96 156H95V159L97 158ZM145 157V156H144ZM219 157V156H218ZM243 157V156H242ZM245 157L247 158V159H249L250 158V156H246V154H245ZM28 158V157H27ZM26 158V159H27ZM52 158V157H51ZM81 158H83V157H81ZM152 158V157H151ZM223 158H221L220 159V163H223L224 162V160H223ZM237 158H239V157H237ZM262 158H264V157H262ZM37 159V158H36ZM91 159H93V158H91ZM138 159V158H137ZM140 159V158H139ZM143 159V158H142ZM145 159H147V158H145ZM233 159V158H232ZM251 159V158H250ZM6 160V161H5ZM17 160V159H16ZM97 162L98 163H100L99 162V159L97 158ZM147 160H149V159H147ZM219 160V158L217 159L216 157H215V160L214 161H218ZM229 160V161H228ZM237 160V159H236ZM91 161V160H90ZM90 161H89V163H90ZM96 161V160H95ZM103 161V160H102ZM133 161V160H132ZM213 161V162H214ZM228 161V162H227ZM234 161V160H233ZM250 161V160H249ZM263 161V160H262ZM81 162H83V160L81 161ZM92 162V161H91ZM97 162H95V163H97ZM143 162H145V160L143 161ZM211 163V164H214V165H216L215 164V162L214 163ZM224 162V163H225ZM235 162V161H234ZM239 162V161H238ZM244 162V161H243ZM246 162V161H245ZM252 162V161H251ZM22 163V162H21ZM86 163H88L87 161H86ZM97 163V164H98ZM190 163V162H189ZM223 163V167H222V165L220 164V166L222 167V169L225 167L224 165H226V164H224ZM233 163V162H232ZM232 163H230V164H232ZM236 163V162H235ZM255 163V162H254ZM10 164H11V161H10ZM12 164H15V160L12 162ZM17 164V163H16ZM15 164V165H16ZM100 164H103L102 162L100 163ZM107 164V163H106ZM160 164H162V163H160ZM187 164V163H186ZM185 164V165H186ZM191 164V163H190ZM189 164V165H190ZM239 164V163H238ZM246 164V163H245ZM249 164V163H248ZM3 165V164H2ZM14 165V166H15ZM58 165V166H57ZM92 164L90 163V165L89 166H91ZM129 165V164H128ZM137 165V164H136ZM142 165V164H141ZM247 165V164H246ZM5 166V165H4ZM8 166V165H7ZM13 165H12V167H14ZM18 166V167H17ZM19 166H21L20 164L19 165H16L15 167H17V168H19ZM51 166H52V168H51ZM98 166H99V169H100V167H101V172H102V170L103 169H105L106 167L105 166H103V167H105V168H103L102 167V165L100 166L99 164H98ZM213 166V165H212ZM236 166V165H235ZM251 166V165H250ZM255 166V165H254ZM22 168H23V166H21ZM55 167V168H56ZM245 167V166H244ZM243 167V165H242V167L241 166H238L237 168H235V171H234V173L236 174H234L233 175V173H232V175L234 176V181H235V184H234V186L236 187V189L234 190H231L230 189V191H229V189H228V191L226 192V190H225V187H223L222 189H224L225 191H223L222 193H221V191L219 192V188H216V189H214V188H212L213 190H216V191H214V192H212L211 193V197H208V199H207V201H205V202H203V203H205L207 206H205L204 208H202V216H200V217H202L203 218V220H204V222H202V223H204V226L205 227H203V228H198L197 226H199V225H197V224H195V221H194V223H191V225H189V223H186L184 220H183V223H184V225H185V227H184V229H180L181 230V232L177 235V238H176V240H174L176 243H174V244H168L169 246H175L176 248H178V249H180V254H179V256H178V260H177V264H198L199 262L197 261H195L196 259L194 258V256H196L197 254H193V253H191V251L189 252V251H186L185 250V247H186V249H187V246H183L182 245V243L181 242H184L183 240H188V239H190V234L191 233H194V243H195V245L193 244V247L195 246V248L199 251V255H200V259H199V261H200V264H264V231H263V227H264V219H262L263 217H264V189L262 190V192H259L258 190V188H259V185H257L256 186V184H254V182L252 181L251 183H253V184H251V183H248V185H250V186H248L247 185V182H246V180L244 179V177L246 176L245 175V172H247L248 171V166H246L247 168H244ZM1 168H3V166H1ZM0 168V170L3 172L4 171V169H1ZM6 168V167H5ZM9 168V167H8ZM25 168V167H24ZM54 168V170H56ZM89 168V167H88ZM92 168H93V165H92ZM91 168V169H92ZM96 168V167H95ZM103 168V169H102ZM188 168V167H187ZM257 168V167H256ZM11 169V168H10ZM14 169V168H13ZM49 169H52L51 171L49 170ZM94 169V168H93ZM92 169V170H93ZM45 170V171H44ZM58 170V169H57ZM96 170V169H95ZM108 170V169H107ZM107 170H105V171H107ZM110 170V169H109ZM113 170V169H112ZM117 170V169H116ZM21 171H22V169H21ZM48 171H50V172H48ZM94 171V170H93ZM100 170H98V172H99ZM118 171V170H117ZM173 171V173H174V170H172ZM171 171V172H172ZM229 171V170H228ZM251 171V170H250ZM256 171H257V169H256ZM7 172V171H6ZM88 172V171H87ZM110 172V171H109ZM113 172V171H112ZM137 172V171H136ZM170 172V173H171ZM254 172V171H253ZM263 172V171H262ZM4 173V172H3ZM2 173V174H3ZM94 173V172H93ZM166 173H168V172H166ZM231 173V172H230ZM2 174H1V176H2ZM5 174V173H4ZM7 174H8V172H7ZM23 174H25L24 172H23ZM64 174H63V176H64ZM78 174V173H77ZM102 174H103V172H102ZM128 174V173H127ZM131 174V173H130ZM172 174V173H171ZM170 174V175H171ZM228 174V173H227ZM253 174V173H252ZM252 174H250V177L252 176ZM256 175H257V173H255ZM44 175H45V173H44ZM56 175V176H55ZM74 175V176H73ZM99 175H101L100 173H99ZM110 176H112L111 175V173L109 174ZM254 175V174H253ZM0 176V177H1ZM4 176V177H3ZM2 176V178L3 179H6V176L5 175H3ZM64 176V177H65ZM144 176V175H143ZM188 176V175H187ZM186 176V177H187ZM247 176H248V174H247ZM255 176V175H254ZM10 177H7V179L8 178H10ZM51 177H53L52 178V180H50V178ZM64 177L62 178L61 177V175H60V179L62 178V179H64ZM92 177V176H91ZM105 177V176H104ZM104 177H103V180H104ZM113 177V176H112ZM121 177V176H120ZM127 177V176H126ZM134 177V176H133ZM231 177V176H230ZM14 178V179H13ZM48 178H46V179H48ZM100 178V177H99ZM106 178V177H105ZM132 178V177H131ZM139 178V177H138ZM138 178H137V180H138ZM223 178V177H222ZM256 178V177H255ZM1 179V178H0ZM7 179L5 180V182L7 181ZM60 179H55L56 181H60ZM75 179V178H74ZM91 179V178H90ZM93 179H95V178H93ZM124 179V178H123ZM133 179V178H132ZM230 180H232L231 178H229ZM251 179V178H250ZM262 179H263V177H262ZM9 180H11V179H9ZM43 180V179H42ZM96 180H97V178H96ZM106 180H107V178H106ZM104 181V182H107V181ZM227 180V182L225 183L224 182V184H227L228 183V179H226ZM243 180H245V181H243ZM255 180V179H254ZM3 181V180H2ZM48 181V182H49ZM56 181H55V183H56ZM95 181V180H94ZM127 181V180H126ZM233 181V182H234ZM250 181V180H249ZM0 182H1V180H0ZM8 182V181H7ZM47 182V181H46ZM50 182V183H51ZM109 183H110V181H108ZM212 182V181H211ZM231 182V181H230ZM9 183V182H8ZM8 183H6V184H8ZM58 183V182H57ZM99 184H101L100 183V181L98 182ZM97 183V184H98ZM109 183H107V184H109ZM140 183V182H139ZM142 183V182H141ZM140 183V184H141ZM259 183V182H258ZM257 183V184H258ZM11 183L9 184V185H12ZM52 184V183H51ZM78 184V183H77ZM91 184H94V183H91ZM95 184H96V182H95ZM94 184V185H95ZM97 184L95 185V187L97 186ZM98 184V186L100 187L101 185H99ZM111 184V183H110ZM231 184H232V182H231ZM4 185H5V183H4ZM80 186H81V183L79 184ZM83 185H85V184H83ZM93 185V186H94ZM103 185V184H102ZM223 185V184H222ZM227 185H229L230 186V184L228 183ZM226 185V186H227ZM248 187H247V186ZM11 187V189H13L14 187ZM52 186H54V182H53V185H51L50 187H49V189L50 188H53V190L56 188L55 186V188L54 187H52ZM75 186V185H74ZM88 186V185H87ZM97 186V187H98ZM109 186V185H108ZM221 186V185H220ZM229 186H227V187H229ZM77 187V189H78V185L76 186ZM82 187V186H81ZM85 187V186H84ZM90 186H88V188H89ZM105 187V186H104ZM211 187H212V185H211ZM210 187V188H211ZM214 187V186H213ZM263 187H264V184H263ZM8 188H9V186H8ZM86 188V187H85ZM84 188V189H85ZM106 188V187H105ZM112 188V190H114L113 189V186L111 187L110 186V188L108 187L107 189H111ZM143 188H145V187H143ZM143 188H142V190H143ZM6 189H7V187H6ZM84 189H82L83 191H84ZM93 189V188H92ZM146 189V188H145ZM14 191L16 190V188L15 189H13ZM79 190V189H78ZM88 190V189H87ZM86 190V191H87ZM91 190V189H90ZM101 190V189H100ZM112 190H109L108 192V194H107V196L106 197H108L107 199H109V200H107L106 198H105V200H106V202L107 203H109V202H111L110 204H108L107 206H106V211H109V212H111L112 211V215H113V212H114V210H115V205H113L112 203H114L115 201L113 200V202H112V199H114L115 198V196H114V194L116 193V189H115V191L113 192ZM13 191V192H14ZM17 191V190H16ZM31 191V190H30ZM29 191V192H30ZM34 191V190H33ZM92 191V190H91ZM106 191V190H105ZM139 191H141V190H139ZM138 191V192H139ZM5 192L7 193V194H5ZM12 192V191H11ZM19 192V191H18ZM21 192V191H20ZM24 192V191H23ZM79 192H82V191H80L79 190ZM85 192V191H84ZM88 192V191H87ZM87 192H85V194H89V193H87ZM145 192V191H144ZM143 192V193H144ZM147 192V191H146ZM51 193L49 194V195H51ZM73 193V194H72ZM78 193V192H77ZM91 193H93V192H91ZM107 192H105V194H106ZM9 194V195H8ZM15 194V193H14ZM23 194H26V192L25 193H23ZM55 194V193H54ZM72 194V195H71ZM84 194V193H83ZM105 194H104V196H105ZM147 194V193H146ZM193 194V193H192ZM30 196H31V194H29ZM33 195H35V193L33 194ZM52 195H51V197L50 196H48L49 198H50V200H51V198H53L52 197ZM79 195V194H78ZM77 194H76V197L78 198L79 196H78ZM81 195V194H80ZM97 195V194H96ZM139 195H141V194H139ZM206 195H209V192H208V194L206 193ZM83 196V195H82ZM81 196V197H82ZM90 196V195H89ZM146 196V195H145ZM188 196V195H187ZM186 196V197H187ZM191 196H193V195H191L190 194V198H191ZM202 196H205L204 194L202 195ZM32 197H34V196H32ZM43 197V196H42ZM73 197H75V196H73ZM102 197V196H101ZM118 197V196H117ZM117 197H116V199H117ZM139 197V196H138ZM146 197H148V196H146ZM149 197H151V196H149ZM148 197V198H149ZM3 198V197H2ZM19 198V197H18ZM40 199H41V197H39ZM48 198V199H49ZM77 198H76V200H77ZM86 198H88V197H86ZM96 198V197H95ZM102 198H104V197H102ZM182 199H184L183 198V196L181 197ZM196 198H198V195H197V197ZM201 198V197H200ZM8 199V200H7ZM16 199H17V197H16ZM22 199H20L18 202H20ZM30 199V200H29ZM54 199V198H53ZM182 199H180V200H182ZM188 199L189 198H185V200H187L188 201ZM203 199V198H202ZM202 199L200 200V199H198V203L200 204V201L202 202ZM35 200V199H34ZM82 200V199H81ZM95 200V199H94ZM144 200V199H143ZM184 200V201H185ZM200 200V201H199ZM204 200H205V197H204ZM9 201H10V205L11 206H9L8 204H9ZM59 201V200H58ZM92 201V200H91ZM97 201H99V200H97ZM184 201H181V203L182 202H184ZM187 201H185V202H187ZM12 202V203H11ZM21 202V203H22ZM48 202V201H47ZM46 202V203H47ZM89 202V201H88ZM93 202V201H92ZM105 202V201H104ZM143 202V201H142ZM2 203V202H1ZM15 203V205H16V209L14 208V206H13V204ZM20 203V204H21ZM45 203V204H46ZM49 203V202H48ZM54 203V202H53ZM59 203V202H58ZM62 203H64V204H62ZM85 203H87L86 201H85ZM85 203L82 205V206H84L85 205ZM103 203V202H102ZM7 204V205H6ZM50 204V203H49ZM55 204V203H54ZM91 204V203H90ZM56 205V204H55ZM97 205H98V203H97ZM100 205H102L101 203H100ZM183 206H184V204H182ZM187 205H188V207H189V204L187 203ZM201 205V204H200ZM199 205V206H200ZM7 206V207H6ZM88 206H90V205H88ZM99 206V205H98ZM98 206H97V208H98ZM183 206H182V208H183ZM54 207H55V209H54ZM85 207V206H84ZM100 207V206H99ZM186 207V206H185ZM191 207V206H190ZM189 207V209H186L185 211H187L186 213L187 214H189L190 213V208ZM198 207V206H197ZM202 207V206H201ZM48 208V209H47ZM49 208H51V209H49ZM83 208V207H82ZM120 208V207H119ZM119 208H117V211L119 210ZM163 207H161V209H162ZM121 209V208H120ZM123 209H124V207H123ZM178 209H179V207H178ZM193 210L194 209H196V207H193L192 208ZM191 209V210H192ZM198 210H199V208H197ZM196 209V210H197ZM3 210V209H2ZM55 211V212H53V211ZM126 210H128V209H126ZM165 210V209H164ZM182 209L180 208L179 209V211H181ZM188 210H189V213H188ZM49 211H51V212H49ZM121 211V210H120ZM125 210H123V212H124ZM184 211V212H185ZM195 211V210H194ZM200 211V210H199ZM71 212H77V216L79 215L78 214V212H80L82 215L81 216H83L82 218H85L84 220H83V222H81V220H80V222L78 223L77 221H74L75 219H71V218H68L70 221L71 220H73L74 221V223L72 224V222L73 221H68L67 219H66V221H65V218H64V220H63V217H62V214L63 215H66L67 217H68V215L71 213ZM94 212V213H93ZM122 212V211H121ZM127 212V211H126ZM50 213V214H49ZM59 213V214H58ZM72 213V218H79V217H75L76 216V214H73ZM95 213H97L96 215H95ZM116 213V212H115ZM118 213V212H117ZM116 213V214H117ZM182 213H183V211H182ZM186 213H185V216H187L186 215ZM18 214V216H20V217H17L16 215ZM115 214V215H116ZM128 214V213H127ZM130 214V213H129ZM60 217H59V216ZM71 215V214H70ZM104 215V214H103ZM132 215V214H131ZM135 215V214H134ZM183 215V214H182ZM182 215H180V217L182 216ZM56 216H57V219H58V217H59V219H58V221L60 220H63V222L64 223H68V225H70V226H66L65 224V226L63 225V222L61 223L60 221V223L61 224H59V225H61V226H59L60 228H58V226H56L57 225V220H56ZM65 216V217H66ZM101 216V215H100ZM129 216V215H128ZM163 216V215H162ZM191 216L192 215H188V217H190L191 218ZM197 216V215H196ZM195 216V217H196ZM71 217V216H70ZM114 217H117L116 218V220H115V223H113V224H111L112 226L114 225V226H118L117 224H120L121 225V227L122 226H124L125 227V229L126 228H128V231H129V228L130 227H132L133 229L136 227V226H134L133 227V223H134V225L136 224V220L135 221H133V223H132V221H130L129 219H127V215L125 214H117V216H114ZM113 217V218H114ZM132 217V216H131ZM130 217V218H131ZM199 217V218H200ZM62 218V219H61ZM99 218V217H98ZM104 218H106V217H104ZM112 218V219H113ZM129 218V217H128ZM100 219H101V217H100ZM161 219L163 220L164 218H162L161 217ZM79 220V219H78ZM85 220H86V222H85ZM95 220H96V222H95ZM99 220V219H98ZM165 220V219H164ZM167 220V219H166ZM166 220H165V223H166ZM177 220V219H176ZM187 220V219H186ZM193 220H194V218H193ZM195 220H197V219H195ZM102 220H100V222H101ZM114 221V220H113ZM181 221H182V218H181ZM58 222V223H59ZM77 222V223H76ZM102 222H104L103 224H105V222L106 221H102ZM101 222V223H102ZM107 222H108V219H107ZM163 222V221H162ZM198 222H199V219H198ZM200 222H201V220H200ZM1 223V222H0ZM76 223V224H75ZM144 222H142V224H143ZM171 223V222H170ZM197 223V222H196ZM54 224V225H53ZM78 224V225H77ZM98 224V225H97ZM139 224L141 225V222H139ZM163 224V223H162ZM193 224V225H192ZM97 225V226H96ZM102 225V224H101ZM109 225V224H108ZM144 225H146V223L144 224ZM164 225V224H163ZM163 225H161V228H163ZM197 225V226H196ZM55 226V227H54ZM113 226V227H114ZM139 226V225H138ZM147 226H149L148 225V223H147ZM164 226H166V225H164ZM178 226V225H177ZM180 226V225H179ZM39 227H40V229H39ZM65 227V228H64ZM103 228H101V229H99L98 231H97V229H96V234H98V240H102L103 241V243H102V241L101 242H99L98 244H97V246L95 247V251H94V253H91L92 254V256L94 257V259L95 260H91L92 262L94 261V263H96V264H138V263H135V262H137V260H139V259H137V257H135V256H133L132 254H130L129 253V251L128 250H126V247L125 248H123V247H121V250L119 251V252H117V250L115 249V246L117 245L116 244V242H115V239H114V237H113V233L115 232L114 230H112V227L110 226V227H107V225L105 226V225H103L102 226ZM120 227V228H121ZM124 227H122V228H124ZM169 227V226H168ZM5 228V227H4ZM35 228H38V231H37V229L35 230ZM52 228V230H54L55 228H56V232H55V230L54 231H52V230H50ZM99 228V227H98ZM144 229V226L143 227H141V229ZM150 228V227H149ZM177 228V227H176ZM179 228H181V226L179 227ZM179 228H177L176 229V233H178L179 231H178V229ZM3 228H2V226L0 225V233L1 232H3V230H2ZM48 229V230H47ZM114 229V228H113ZM132 229V230H133ZM136 229V228H135ZM138 229H140V228H138ZM163 229H165V228H163ZM170 229V228H169ZM172 229V228H171ZM173 229H174V227H173ZM196 229H198L197 231H196ZM200 229V230H199ZM5 230V229H4ZM25 230V231H26ZM94 230V229H93ZM116 230V229H115ZM131 230V231H132ZM166 230V229H165ZM165 230H164V232H165ZM183 230V231H182ZM7 231V230H6ZM26 231V232H27ZM34 231L36 232V233H34ZM46 231V232H45ZM52 231V232H51ZM64 231V230H63ZM63 231H62V235H63ZM68 231V230H67ZM75 231H78V233L76 232L75 233ZM114 231V232H113ZM122 231H124L123 229H122ZM126 231H127V229H126ZM125 231V232H126ZM127 231V232H128ZM140 231H142V230H140ZM144 231V230H143ZM153 231V230H152ZM175 231V230H174ZM173 231V232H174ZM178 231V232H177ZM5 232V231H4ZM10 232V231H9ZM19 231H18V233L19 234H21ZM60 232V233H59ZM65 232V231H64ZM93 232V231H92ZM92 232H90V233H92ZM94 232H95V230H94ZM147 232V231H146ZM41 235H40V234ZM89 233V232H88ZM117 233V232H116ZM130 233V232H129ZM128 233V234H129ZM163 233V232H162ZM175 233V232H174ZM175 233V234H176ZM7 234V233H6ZM19 234H18V236H19ZM70 234V233H69ZM69 234H67L68 236H69ZM73 234H71V235H73ZM77 234V235H76ZM82 234H83V232H82ZM118 234V233H117ZM121 234V233H120ZM119 234V235H120ZM123 234V233H122ZM122 234H121V236H122ZM127 234V235H128ZM166 234V233H165ZM168 235H169V233H167ZM263 235V237H261V235ZM10 235H12L11 233H10ZM49 236H50V234H48ZM56 235V234H55ZM94 235H95V233H94ZM146 235H149V233L148 234H146ZM173 234H171L170 236H172ZM0 236H2V235H0ZM16 236V235H15ZM17 236V237H18ZM54 236V235H53ZM57 236V235H56ZM97 236V235H96ZM115 236V235H114ZM125 236V235H124ZM259 236V237H258ZM6 237H7V235H6ZM9 237V239H10V237L11 236H8ZM7 237V238H8ZM14 237V235L12 236V238ZM33 237V238H32ZM57 237H60V235L59 236H57ZM62 237V238H61ZM60 238H61V241L63 240V236H61ZM65 237V236H64ZM85 237V236H84ZM142 237V236H141ZM141 237H140V239H141ZM146 237V236H145ZM144 237V238H145ZM148 237V236H147ZM146 237V238H147ZM150 237H152V236H150ZM176 237V236H175ZM192 237H193V235H192ZM191 237V238H192ZM260 239L259 240V243H258V238ZM4 238H5V235H4ZM11 238V241L13 240ZM15 238V237H14ZM20 238V237H19ZM26 238V237H25ZM28 238V239H29ZM40 238V239H41ZM48 238V237H47ZM47 238H45L46 240H47ZM53 238V237H52ZM51 238V239H52ZM56 238V237H55ZM54 238V242H55V239ZM96 238V239H97ZM162 238V237H161ZM262 238V239H261ZM2 239V238H1ZM0 239V240H1ZM21 239V238H20ZM20 239H14L15 241H19ZM57 239H59V238H57ZM86 239H87V237H86ZM143 239V238H142ZM255 239H257V240H255ZM4 240V239H3ZM3 240H1L0 242H1V245L2 246H0V264H48V262H47V257H45L44 256V258L46 259V261H45V259H43V258H41L42 256H43V254H42V256H40L41 255V253H40V255L39 254H37L38 252H35V254H30V255H22V256H19V255H21V253L19 254V255H17L16 256V254H14V253H17V252H15V250L16 251H18L17 249H15V250H13L14 251V253H13V251L10 249V243H11V241L7 244V245H9L10 247H8L7 245L5 246L4 244L6 243V241H4V242H2ZM23 240H24V238H23ZM22 240V241H23ZM67 240V239H66ZM79 240H80V242H79ZM84 240V239H83ZM93 240V239H92ZM97 240V241H98ZM105 240V241H104ZM153 240V238L151 239V241ZM161 240V239H160ZM163 240V239H162ZM161 240V241H162ZM168 240V239H167ZM257 241V244H256V242L255 241ZM9 240H7V242H8ZM26 241V240H25ZM24 241V242H25ZM51 241V240H50ZM53 241V240H52ZM57 241V240H56ZM59 241H60V239H59ZM58 241V242H59ZM82 241V242H81ZM89 241V240H88ZM97 241L95 242V243H97ZM149 241V240H148ZM160 241V242H161ZM173 241V240H172ZM171 241V242H172ZM14 242V241H13ZM20 242V241H19ZM28 242V241H27ZM42 241H40V243H41ZM45 242V241H44ZM44 242H43V244H44ZM47 242V241H46ZM63 243L65 242L64 240L62 241ZM84 242H86V240H84ZM143 242V241H142ZM165 245L167 244V242H166V239H165V241H162ZM161 242V243H162ZM255 242V243H254ZM4 243V244H3ZM39 243V244H40ZM48 243H49V241H48ZM52 243V242H51ZM61 245H62V243L61 242H59ZM141 243V242H140ZM139 243V244H140ZM146 243H147V241H146ZM150 243V242H149ZM190 243H191V241H190ZM16 244V243H15ZM19 243L17 242V245H18ZM22 244V242H20V245ZM24 245H25V243H23ZM150 244H152V243H150ZM13 246H14V243L12 244ZM28 245V244H27ZM37 245V244H36ZM46 245H47V243H46ZM52 245H54V244H52ZM62 245V249L64 248V246ZM119 245V244H118ZM168 245H166V247L168 248L169 246ZM13 246L11 247V248H13ZM19 246V245H18ZM81 246H83V248L86 250V251H88V252H86L84 249H81L82 247ZM89 246V245H88ZM124 246V245H123ZM143 248H150V247H154V246H151L150 245V247H147L146 246V244H143V245H141ZM158 247L157 248H159L160 246L159 245H157ZM161 246H164V245H162L161 244ZM21 247V246H20ZM33 247V246H32ZM55 247V246H54ZM94 247V246H93ZM139 247V246H138ZM59 248V246L57 247V249ZM72 248V250L71 251H69V249H71ZM45 249V248H44ZM51 249V248H50ZM53 249V248H52ZM65 249V248H64ZM169 249H171V248H169ZM190 249V248H189ZM193 249V248H192ZM20 250V249H19ZM30 250V249H29ZM40 250V249H39ZM60 250V249H59ZM84 250V251H83ZM138 250V249H137ZM158 250V249H157ZM25 252H26V250H24ZM27 251H28V249H27ZM37 251V250H36ZM62 251V250H61ZM64 251V250H63ZM131 251V250H130ZM135 251V250H134ZM146 251H149V250H146ZM53 252V251H52ZM56 252V251H55ZM58 252V251H57ZM85 252V254H83ZM154 252V251H153ZM155 252H156V250H155ZM159 252H161V251H159ZM158 252V253H159ZM19 253V252H18ZM17 253V254H18ZM26 253H28V252H26ZM64 253V252H63ZM62 253V254H63ZM65 253V254H66ZM55 254V253H54ZM54 254H52L53 256H54ZM64 254V255H65ZM90 254V253H89ZM149 254V253H148ZM178 254V253H177ZM60 255V254H59ZM89 257H88V256ZM145 255V254H144ZM150 255V254H149ZM154 255V254H153ZM198 255V256H199ZM55 256H58V255H56L55 254ZM66 256V255H65ZM87 256V257H86ZM167 256V255H166ZM165 256V257H166ZM135 257V258H134ZM152 257V256H151ZM164 257V256H163ZM164 257V258H165ZM66 258V257H65ZM66 258V259H67ZM91 259H92V257H90ZM163 258V259H164ZM52 259H53V257H52ZM137 259V260H136ZM162 259V260H163ZM62 260V259H61ZM88 260H90V259H88ZM198 260V259H197ZM96 261V262H95ZM159 261V260H158ZM52 262V261H51ZM51 262H49V264H52ZM54 262V261H53ZM164 262V261H163ZM63 263V262H62ZM87 263H89V262H87ZM93 263V264H94ZM150 263H152V262H150ZM66 264V263H65ZM69 264V263H68ZM71 264V263H70ZM91 264V263H90ZM163 264V263H162ZM166 264V263H165ZM169 264H170V262H169Z\"/></svg>","mask_w":264,"mask_h":264}]
</instances>
